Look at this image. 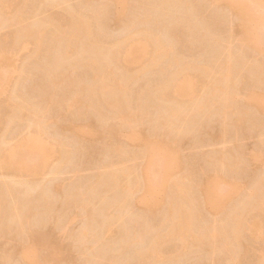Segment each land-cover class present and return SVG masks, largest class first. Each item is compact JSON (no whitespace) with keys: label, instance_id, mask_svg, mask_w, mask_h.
<instances>
[{"label":"rangeland","instance_id":"rangeland-1","mask_svg":"<svg viewBox=\"0 0 264 264\" xmlns=\"http://www.w3.org/2000/svg\"><path fill=\"white\" fill-rule=\"evenodd\" d=\"M26 1L25 2L23 1L24 3H26V4H24L22 2V0H16V1H14L15 5L13 4L11 9H8L5 7L3 8V10H5L7 12V13H5V16L8 19V22L6 24H4L2 27H0V36L3 37L4 39L6 38L5 40H3L1 42V45H0L2 48L1 55H0V102H5V101L9 100L13 91H19L18 92V93H20L19 96H17L16 99L14 98L15 100L18 101V102L16 101V103H21L22 101L26 100V101L34 103V104L37 102L36 104H38V102L43 99V96L46 95V94H44V92L45 91L47 92L50 90V87L49 86H48L49 88L47 87V85H49V82H50V80L48 78L49 77V71H46V70L48 69L47 67H49L47 63H49L48 61L50 60L48 58L49 57L48 52L50 54L52 53L51 50L48 51V49H49L50 43L52 44L51 41L53 38L51 39V37H54L53 36L54 26L48 25L46 27V33L44 36H37V35H35V36H32V35L23 36L19 32H20V29L24 26H27V25L32 26L33 24L36 25V23L38 24L39 22H41L43 20H48V19L54 17L55 20L56 19L58 20V21L57 20L56 21H57V23L59 22V25H61L63 28L67 29V28H69V26L71 24L69 22V20L71 18L70 12L71 13L73 12L75 14H81V15L83 14V15H86L87 17H92V16H94V12H98V11H96V9L99 8L100 9V10L98 9L100 12L99 18H101V19H98L97 23L95 21L96 26L94 24L95 29L94 28L93 29H94V31L97 29V32H96L97 35L100 33L99 36L97 37V38H99V39H97V41L99 42V40H101L100 41V42H102L101 44H103L105 42L103 44V46L106 43H107V45H105V46H109L110 44H113L116 41H118V39H121L122 37H124L125 36L124 34H127V32H125V31H128V30H126L125 28L128 27L130 23L127 25V23H128L127 22L126 26H125V24H124L125 19L128 20L129 22H131V20L134 19L135 22H132V24L135 23V24H133L134 26H136L137 24L139 25V22H141V23L146 22L145 24H143V26L144 25L147 27L149 26V28L151 30L152 29L154 30V33L155 32L157 33L156 38L157 37H159L161 39L163 38V41H164V39H167V37L172 40V37L174 36V40L172 43H171L170 39L168 41L165 40L166 43L173 44L174 48H173V52L168 55L169 57L166 56L163 59V60L166 59V61L164 63H163V60H162V62L158 63L160 65L159 69L157 68L159 65H155L157 63H154V61H152L150 59L151 56L149 54H147L146 56L147 57L149 56V62H151V64H149L147 66V69L143 71V69H144L143 65L145 66L149 63V62L147 63L148 58L147 57L143 58L141 54L136 53V52H134L133 54L130 55L131 57H129V61H128L129 63L128 62L126 63V64H129V66L124 65L123 68H125V66H128L125 68V70H122V71H124V73H122V71H120V69L122 67L121 68L115 67V66H118V65H116L117 64L116 62H114L116 64L113 65L112 64L113 62H112V63H110V65L117 68L118 74L116 73V71H113L114 73H112V72L109 73V71H112L114 67H111L112 70H110L109 69L110 67L108 68L109 64L108 65L106 64L107 68L109 69V70H107V68H106V71H108V73H109L107 75V78L110 77L111 74L115 75V73L117 76L120 73L122 75L126 74V73H127V75L128 74L129 75L130 74L135 75L134 78L131 76L132 79L128 83H125V84H127V87H128V84L130 83L129 84V90L126 89L124 91V89H123V91H124L125 95H127V94L129 95L128 98L131 97L130 101L132 99H134L131 101V103H132L131 105L134 104V106H135V107L133 106L132 108L137 110L135 113L134 110L132 109L134 112L133 113L134 115H136L137 113L140 114L142 112L141 110H144L142 112L144 114V116L141 115L142 117L139 118L138 116H140V115H138V116L136 115L137 119L135 121L133 119L130 122L131 126H134L136 129L138 127V129H137L138 131L135 130L134 133L141 135V137L138 138L135 135V136H132V137H134V138H132L129 135V133H131L129 131L130 129L128 130L129 126H127L128 128L126 127L127 128L126 129L125 128L126 125H125L121 130V138L118 140V141H121V140L123 141V142L122 141L120 142L122 144V148H123V149L122 148L121 149L123 151L127 152L125 154H128V152H129L128 156L129 155L131 156V154L135 153V154H133L134 155L133 158H127V156L120 153V155L122 154L125 158L128 159L126 161V159L124 157H122L126 161L125 162L122 159L123 163L125 162L124 164L120 163L121 161L118 163V160H121V157L118 156L119 154L116 155V153H114L112 151L111 146H113L115 141L113 140V138L109 137V134H107L105 131L104 127H107V126H105L107 123L103 122L102 119L99 118L100 116L98 117V115L95 111L94 112L96 113L97 116L94 115L93 109H90L92 111H90V110L87 111V113H89V114L84 115L85 118H87L86 120L83 116L81 117V115L80 116H78L79 114L77 115L78 111H76V110H79L77 105H75L77 108L75 106L71 108L70 112H72V110H73V112L75 111V113L72 112L73 114L69 112V113H67V115L64 114V116H62L63 115L62 112H61L62 113L61 115L59 114L60 111L57 113V111H58V109L56 110L57 107H55L56 111L52 110V108L54 107V105H53L52 108L50 107L51 110L48 109L49 110L48 112L46 110V113L44 110L43 112H40L41 114H39L37 116H35V114H29L27 116L22 114V115H20V117L13 119L9 123H6L4 121L5 120L4 114H0V139L1 140L3 139L5 141V147L7 149H9L8 155L10 157H12V164L11 165L10 164L6 165V166L4 165L3 166L4 168L0 166L1 167L0 168V192L2 191L1 187L3 186L4 183H8V182L10 183L11 182L12 185H14V186L17 185L18 191H20V189L22 191H24V190L28 191L26 193L31 195L30 196V197H32L31 199H34V197H37L36 200L35 199L32 201L29 200L28 199V198H30V197H28L29 195H25V196L23 195V194H25V191L22 194H21V192H22L21 191L19 193V195H17L18 198H19L20 194L23 195V199H24L23 201H22V198H19V199H21L22 202L18 199V201H20V202H18L19 205H22L21 208L23 207L22 203H24V206L26 209H24V207H23V210H25L26 212L28 211V213H29L34 208L32 211L34 214L32 213L33 214L32 215L31 213H29V214H31V216L28 215L29 220L26 218H25L26 220H24V222L30 223V224H27V228H30L29 225H31V227H32V228H30V230L31 229L34 230L35 228H39L38 230L40 231V230H42V228H44V225L46 226L45 229L47 228L49 230L51 228L50 230H52V228H53V231H51V234H52V232H53V234L51 236L53 238H57L56 240H58L57 242H59V243H57L58 244L57 249L54 248L53 251L50 252L51 254H53L56 250V253H54V258H51L53 260L52 261L49 260L45 264H94V263L95 264H117V263L121 264V261H122V264H124V263L130 264V262H133L131 264H137L136 262L138 261V258H139L138 256H139L140 249L146 248V247H144L145 245H147V247H148V244L150 243V241L151 240L153 241L154 237L156 236V230L158 231L160 228V230L157 233H160V231H161V234H162L163 231L161 229L163 228V230H164L165 227L168 228L167 226H165V227L159 226V225H164V223H162V222L163 221L165 222V220H167L166 219L167 216H169V215L171 216V214H169L170 210H168V207L170 205V202H169L170 199L169 200L167 199V196H169L167 194H170V192L171 193L173 192V189L171 190V187L173 186V184H175L173 182L176 181L177 179H179L178 180L179 182H182L181 179H184V177L188 180L191 179V181L189 180V182H187V180L185 179L186 181L184 180L182 183H180L181 186H179V184H178L177 188H176V186L175 187L173 186V187L175 188L174 190H176V189L178 190L179 188L181 190L182 188L183 189L185 188V191L181 190L182 193L180 192V190H178L181 193L179 196L180 199L187 196L189 198V200L192 199L194 201V203H193V201L190 200L194 204V206H193L194 207L193 208L194 213H196L198 215V217L196 215V218H194L195 221L193 220V223H192V225L196 231V234L198 235V232L200 233L201 227L203 228V230L201 231L200 234H203L202 232L206 231V229L209 228L208 226H211L212 224L215 225L214 227H215V229L217 228L218 231L219 230L221 231L223 228H225V230L228 229L230 231V229H232V226H230V228L228 226L229 225L234 226V223H235L234 222L235 219L234 220L231 219L234 216V212L238 211L235 214V215H237V214H240V211L246 210L248 208L252 212L253 210H251L250 208L253 205L252 208L256 207L254 209L255 211L253 213L249 212V210H246L249 222L246 219L247 222L245 224H247V226H245L243 224L245 227L244 226H242V227L246 228V230L243 231V228H242V232H244V234L242 236L244 239L241 237L242 241L245 240V241H243V244L244 245L247 244V246L245 245V247H247L248 249L250 248V249L249 250L247 249L248 252L246 253V255L247 254L248 255L247 256L244 255L246 257L245 258L243 257L244 259L243 260L241 259L242 260L241 262L239 260V263H237V264H258L261 259H264L263 258L264 257V223H263L264 222L263 221L264 216H262V215H264L263 214L264 209L263 210L261 209L264 207L263 206L264 205V203H263L264 202V185H263V182H264L263 181L264 180V178H263V176H264V128H263V126H264V111H263L264 110V86H262L264 84V80L262 81V78L264 77L263 76L264 73H262V70H259V69L264 67V21H262L263 18L260 15L261 12H264V0H262V2L260 0V3L258 2L259 5L257 3L258 6L255 4V6H253V7H252L253 4H251L249 6L250 0L249 1L245 0L244 2L241 3L243 8L245 5V9H246V6H249V7H247V9L252 7L255 11V16H256V13L259 14V15L257 14V17H256L257 21L255 22L253 29H252L253 33L251 32L252 33L251 35L253 37H255V36H257V37L253 38L251 35H249V38H248V39H250V37H252L253 41H254V39H255V41H257L256 40L257 38L259 39V41H258L259 43H258L257 47L260 50L256 49L258 51H256L255 48H253L251 46V44H249L250 42L253 43L252 40L251 41L248 40L249 42L248 41L247 42H241L242 41L241 39H240L241 41H238L239 39L233 37L230 40L228 39V41H227V38H229V36L227 37L226 35H230L231 31H229V30H231L232 26L235 27V23L237 22L238 17H239V14H238L239 9L236 8L237 6H235L237 4H235L234 6L232 4V2L235 0H215L214 2H213V0H177V2H175V0H172L174 2L175 6H173L174 4H171L172 7L169 5L168 7H166L167 9L165 7H163V5H161L162 4V3H160L161 0L160 1L159 0H128V2H127L128 4L126 3L125 5H126V8H127V5H129V7H128V9L124 8V9H126V11L123 9V6H124L123 4H121L122 6L120 4L117 5V8H120V10L123 9L122 11H125L126 12L125 14L132 18V19L131 18L129 19V17L127 18V16L122 12L125 16L123 18V14L121 13L122 17H120V18H122V20H124V21H120L118 19H115V16H113L114 15L113 11L116 9V8H114V7H116V4L113 0H112L113 2H111L110 0H55V1H57V3L53 4V5H50V3L49 4L47 3V2L52 1V0H49V1L48 0H28L27 2ZM241 1H243V0H240V2ZM247 1H248V3H247ZM3 2H4V0H0V7L3 6ZM145 2H147L148 5H146ZM149 2L152 5L151 4L149 5ZM158 2L160 5L158 4ZM104 4H106L107 7L104 6ZM111 4H112V6H111ZM143 4L145 6H143ZM176 4H177V6H176ZM160 6H161V9H159ZM242 6L239 5V8ZM163 8H165V9H163ZM168 9H170V10H168ZM257 9L260 11V13L258 12ZM164 10H165V12H164ZM103 11H105L106 13ZM166 11H168V12L166 13ZM171 13H173L174 15L172 14L170 16ZM192 13H194V14H192ZM106 14H107V16H105ZM179 14H181L182 17L178 16ZM186 14H187V16L192 14V15H190L191 17H189L190 18V21H189L190 24L186 23L188 25V28H186V31L189 32V30L191 29L190 32L193 31L195 33L191 32L190 34L193 33L196 35L189 36V37H187L188 39H186V37L183 36V34L185 32L184 27H187L184 23H183V26L181 25V28L183 27L181 30H180V28H178V27H180L178 25L176 27V28H178V30L176 28L174 29L175 31L172 29L174 32L171 30L170 31L171 35H170L168 29L172 28L171 27L172 25L175 27L172 20H174L175 18H178V17L183 18V16ZM237 14H238V16H237ZM144 15H145V17H144ZM193 15H194V17H193ZM263 15H264V13L262 14V16ZM173 16H175L174 19L172 18ZM170 17H171V20H170ZM258 17L260 19L262 18L261 19L262 22L259 23ZM143 18H146V19H143ZM191 18H192V20H191ZM145 20H147V21H145ZM198 21H201V22L207 21L208 24H207V22L201 24ZM239 21H240V19L238 20V22ZM195 23H196V26L194 27L193 25ZM210 23H211V25H210ZM181 24H182V22H181ZM100 25H101V27H100ZM169 25H171V26H169ZM208 25H209V28H208ZM236 25H237V23H236ZM145 26H144V28H146ZM161 26H163V27H161ZM168 26L170 28H168ZM191 26H193V27H191ZM136 27L140 28V27H142V24H140L139 27L138 26H136ZM165 27H166V30H164ZM198 27H200V30L197 29ZM193 28H195L196 30L195 29L193 30ZM197 30L200 32H198ZM172 32L173 33L176 32V34L178 36L180 35L182 38L184 37L186 40L185 39L183 41L181 40L183 43H181L180 41L178 43V36H176V34H173ZM228 32H230V33H228ZM96 33H95V35H96ZM197 33H199V35H197ZM204 33H205V35H206L205 37L207 39V40L205 39L206 41L204 40L205 42L202 41L205 38V37H203ZM18 34L21 37H19ZM167 34L170 36H167ZM213 35H216V36H213ZM194 36H196L197 38ZM221 36L223 39L221 38ZM40 37L43 38L42 39V43H43L42 45L43 46H41V47H39L37 44ZM100 37H102V39ZM207 37H209L210 39L212 37L213 39H211V41L212 40L215 41L214 38L216 39L215 43L212 41V45H214V44L217 45L216 46L217 50L212 48V51H213V49L215 50V51H213L214 53L212 51H210L211 46H212L211 43L208 42L209 44H206L207 41H210V39H208ZM77 38L79 41H75V42H77L76 45L82 46L80 43L81 42L84 43L85 40L82 41L83 40V39H81L82 37H77ZM217 38H218V40H217ZM224 38H225V40H224ZM223 40L225 41L224 44L226 42L228 43L226 46V50L224 53H221V51H219V53H218V50L221 49V48L219 49L218 47L219 46L222 47V45L218 46V44L223 43V42H221ZM255 41H254V43H255ZM240 42H241V44L243 43L244 45L243 44L240 45ZM99 43H97V45ZM108 43H110V44H108ZM246 44L249 46H246ZM85 45H89V44L85 43ZM207 45L209 46V51L207 49L208 48ZM99 46H102V45H99ZM86 47H88V46H86ZM46 48H48V49L46 50ZM100 48H102V47H100ZM151 48H152V46L150 47L149 51H151ZM227 48L228 49L230 48V49L227 50ZM230 50H231V52H230ZM226 51H228V52L226 53ZM229 53H231V54H229ZM138 54L141 56H138ZM215 55H217L218 57ZM143 56L145 57V55H143ZM176 56H178V59H181L182 63L184 61V63H186V65H192L193 62H194L193 65L195 64V66L196 65L200 66V64H201V66L205 65V66L209 67V65H207L206 63H208V64L210 63V67H211V65H213L209 69V70H211V72L213 70V72L210 73V71H209L208 75H210V77L208 75H207L208 78L205 77V78H207L206 81L204 80L205 84H203L204 83L203 81H202L203 82L202 84L199 83L200 82L199 77L196 75V73L194 74V72L190 71L191 72V76H190L189 75L190 73L187 70L188 73L183 74V72H182V76L180 75L182 77V78L180 77L181 79H183L184 76L187 79L190 77L194 78L193 74L195 75L194 79H196V81H197V82L195 81V85L197 83V85H196L197 87L195 86L196 87L195 88L196 94L195 93L194 94L195 95L198 94L199 97H203V95H204L203 89L206 86L207 87H209L208 85L213 86L214 82H212V81L214 78L216 80L217 79L219 80L220 74L218 75V73H220L221 69H223L221 74H223V73L225 74V73H227V71L230 72L231 73V74H229L230 76H228V74L226 75L228 77L226 81H228V83L230 82L229 84H227L226 93L228 95V94H231V93H229V91L230 92L232 91L233 94H235V93L236 94H235L234 99H233V96L231 97V95H228L232 98L231 102H233V100H234L235 104L233 102V103H231L233 105H231V104L228 105L231 107H228V106L227 107H228V110L229 109L231 110V112H233L234 109H235L234 112H236V109H237V111L240 110V111L236 112V113H238L239 116H237L236 113L234 115V112L229 115V113H230V110H229V113L225 114L227 120L226 119L223 120L225 115L221 111H223V109L225 108V106H224L225 103H222L219 100V102H220V103L218 102L219 106H221L222 108L224 107V108L221 109L217 103V105H215V107H214V104L211 105V107H213V108H211L210 111H212V113H215L218 111V113H220V114H218V113H215V114H216V116L217 115H220V116H217V117L215 115L213 116L212 113L209 112L210 114H206V113H203V115L200 114L201 118L203 117L202 119H200V117L197 116L196 117L197 119L194 121V123H192L191 121L189 122V120H191L190 118H189V120H186L187 122L184 120V122L187 124H188V122L191 123V124H189L190 130L192 128L197 129V127L198 128L200 127L201 129H197L198 131H195L196 129L195 130L193 129L192 130L193 132H190L188 127H187V129L190 133L189 132L186 133L187 132L186 130H185L186 132L182 130L183 132H185L184 133L185 136H184V134H181V135H183V136H181L179 134L181 132H179V131H178L179 133L176 132L177 130H179V126H180V131L183 128L186 129V127L181 128L183 126L182 124H184V122H182V118L188 119V118H185V114H183V113H185V110L182 109L183 111H182V114L180 115L181 118L178 117L180 119L178 121L179 122L181 121L182 123L180 122V124H178V127H177V125H176V127L174 125L175 129L177 128L176 130L168 124L167 127L170 126V128H171L170 130H172V128H173V130H175V131L172 130L171 132H169L170 131L169 130L168 131L169 134L166 135L167 132H165V134H163L164 133L163 131L166 128L164 129L162 127V124L164 122L162 121V124H161L159 121L164 120V119L161 118V120H160L159 116H158V115H160L159 111L161 108L159 109V106H158L159 104H155V103L153 104L152 102L150 103V101L148 102V104H146L145 101L149 100L150 96H149V98H147L148 92H145V91H149L150 88L152 89V85L153 84L156 85V81L159 82L162 78L164 79V77H162V74L166 75L168 72L167 75H169L170 67L172 68V66H174V65L177 67L180 66L179 64H173L172 65V63H176V61H177V60L176 61L174 60V59H177ZM230 56H232L233 58H231ZM219 57H221V58H219ZM50 58H51V55H50ZM86 59H88V58H86ZM86 59L81 60V63L84 62V63H82V65H80V62H79V64H78L79 66L73 65L74 66L73 69L70 70V71H72V72H70V74H72L71 76L73 78V81L75 80V82H73V84L71 86L70 85L64 86L66 84L64 82V80H61V81L64 82L65 84L58 82V83H61V86H60V84L58 85V83H57L56 91L54 89L53 93H56L54 95H56V98L58 100L61 101L60 97H62L64 100H66V99L68 100V98L71 96V91L75 92V90L76 91L79 90V92L80 91L82 92V85H83V87L88 86V88H89V86H91L93 84L94 81L92 80V78H93L94 74H92V73L94 72V70H93L94 68L92 69L90 66H88L89 63H88V60H86ZM170 59H173L175 62H172L170 64V62L172 61ZM214 59H216V60L218 59L217 62L215 61L214 63H211L214 61ZM247 59L248 60L250 59L249 63H251V64L247 63V61H248ZM46 60H47V63H46ZM105 60H104V62H105ZM109 61H110V59H109ZM111 61H112V59H111ZM251 61H253V62H251ZM106 62L108 63V59L106 60ZM160 63H163L165 67H163V66L161 67ZM168 63L171 66L166 67V64L169 65ZM178 63H180V60ZM182 63H180V64H182ZM184 63L182 65H185ZM197 63H199V64H197ZM244 63L245 64L247 63L249 67L246 66ZM252 64H254V65H252ZM103 65H105V63H103ZM152 65H155V66H153L154 68L156 66L157 67L154 69V68L150 67ZM245 66H246L247 71H245L246 70ZM140 67H142V70H141V72H138V70H140L139 69ZM148 67H149V69H151V68L152 69L148 71ZM177 67H176V69H177ZM225 67L227 69H229L226 72H225V69H226ZM145 68H146V66H145ZM164 68H166L168 70L165 71ZM230 68H233V70H230ZM249 69H250V72L248 71ZM253 69H255V71ZM256 69L260 71V72L258 71L259 72L258 74L255 73L257 71ZM173 70L174 69L171 70V73ZM251 70H252V72L254 71V73H252ZM145 71H147V72H145ZM161 71H163L162 74H161ZM45 72H47L48 75ZM137 72H138V74L139 73L142 74L144 72L145 73L142 75L139 74V75H141V76H139L136 74ZM260 73H262V75ZM121 74H120V76H121ZM238 74L240 77L242 76L241 77V79L243 78L242 80L240 79ZM246 74H248V76L252 77V78L251 79L246 78V76H247ZM254 74L257 75V78ZM160 75H161V77H160ZM137 76H139V77H137ZM166 76H165V78H166ZM226 76H225V78H226ZM260 76H261V78H260ZM159 77L161 79H159ZM216 77H218V78H216ZM229 77H231L230 78L231 81L229 80ZM235 77H237V78H235ZM244 77H245V79H244ZM112 78H113V76H112ZM117 78H119V77H117ZM258 78H260V79L258 80ZM114 79H116V78L114 77ZM185 79H183V81ZM76 80H77V82H76ZM110 80H112V79H110ZM234 80H235V83H234ZM237 80L239 82H237ZM251 80H252V82H251ZM78 81H80V82L78 83ZM211 82H212V84H211ZM256 82H258V84ZM260 82H261V84H259ZM217 83L218 82H216L215 84H217ZM77 85L79 86V89H76V87L78 88ZM155 85H153L154 88H155ZM229 85H231L233 87L236 86V87L233 88ZM92 86H94V85H92ZM228 86L231 87L230 88L231 90L228 89ZM73 87H74V89H73ZM147 88H149V89H147ZM232 88H233V90H232ZM145 89H147V90H145ZM211 89H212V87L208 88L209 91ZM253 89H254V91H253ZM227 90H229V91L227 92ZM234 90H235V92H234ZM127 91H130V92L127 93ZM141 91H142V93H141ZM248 91L249 92L252 91V93L250 94ZM143 92L146 94V96L145 95L144 96H145V98H147V100L142 98V97H144L142 95ZM205 92H206L205 94L207 95L208 94L207 90ZM139 93H141V94L139 95ZM247 93L249 94V96ZM253 94H254V96H252ZM83 95H85V93ZM141 95H142V97H140ZM192 97H194V96L190 95L189 97H187L188 99L187 98L183 99L184 103H185V101H188L186 103L187 104L186 106L183 104L184 107H187L190 105L193 106L192 103L194 101L192 103H189V102H191L190 100H194V98H192ZM207 97H209V96L207 95ZM204 98H205V96H204ZM251 98L252 99L254 98V102H255L254 105H257L256 107H254V105L251 103V102H253V100ZM63 99H62V102H63ZM139 99H141V100H139ZM143 99L145 101H143ZM248 99H251L252 101L248 100ZM137 100L139 101V104H137L138 103ZM246 101H248V103L250 105L252 104V106H248V103ZM142 102H144V103H142ZM149 103H150L151 107L149 106ZM39 104H40V102H39ZM142 104L148 105V106H146L147 109L145 108V105L143 106ZM151 104H153V105H151ZM222 104H224V105H222ZM137 105H138V107H137ZM155 105H156V107H155ZM235 105H237V108ZM191 106L188 108L192 110ZM216 106H218V108H220V109L217 110L218 108ZM141 107H142V109L140 110ZM260 107H261V109H260ZM181 108H183V107H181ZM9 109L11 110L12 108L9 106ZM189 109L186 111L187 112L186 117L190 116V115L188 116ZM213 109L215 111H213ZM148 110H149V112H148ZM154 110L156 112L157 111L158 112L154 113ZM247 111H250V113L248 114ZM43 113H45V114H43ZM150 113H151V115H150ZM42 114L44 115V116H42L43 119L40 116ZM48 114H49V116L46 117ZM52 114H54L55 117L52 116ZM204 114H206L205 117H204ZM207 115H209V116L211 115V116L206 118ZM222 115H224V117ZM227 115H228V117H227ZM231 115L237 116V118L236 117L234 118L236 120L232 119ZM44 117H46V118L50 117L53 119H50V118L46 119ZM77 117H79V118H77ZM219 117H221V118H219ZM82 118H84V120ZM217 118H219V119H217ZM240 118L242 119V121H240V123L242 122L241 123L242 125L241 124L239 125V121L237 120V119L240 120ZM78 119H80V120H78ZM112 119L113 118L108 120L109 124H114V122H115L114 120H116L115 123H117V119H113V120ZM199 119L201 120V122ZM157 120H159V121H157ZM72 121L77 122V123L78 122L81 123V121L83 123V121H85L86 124L90 123V125L92 127H94V125H96V124L97 125L100 124L101 128L99 129V126L96 125L98 127L97 128L98 132H99L98 134L95 132V130H94V132L92 131V133H90V131H88V133L83 136V138L85 139V140L83 139L85 141L84 142L80 138L78 139V137L74 136V133L71 130H67V128H65L66 124H69ZM99 121H100V123H99ZM172 121H174V123L176 124L175 121H177V119H175V120L173 119ZM224 121H226V122H224ZM120 122L121 123H119V121H118L119 124H123L122 123L123 120L122 121L120 120ZM158 123H160V124L158 125ZM234 123H237V124H235L236 127L233 126ZM102 124H103L104 129L102 128ZM187 124H185V125L187 126ZM192 124H194L195 126H196V124L197 125L199 124V126L194 127V125H192ZM201 124L204 126H201ZM37 125H39L40 128L36 127ZM128 125H130V124L128 123ZM164 125H166V124L164 123ZM237 125H239V126H237ZM62 126L64 127V129ZM205 126H207V127H205ZM256 126L259 128H257ZM160 127H162V129H164V130H162ZM237 127H238V130H237ZM202 128L205 129V130L203 129L204 130L203 132H201ZM234 128H235V131H234ZM253 129L254 130L256 129V131L254 132ZM102 130H104V131H102ZM199 130H201V131H199ZM93 133H96V135H94ZM133 134L131 133V135H133ZM139 135H137V136H139ZM164 135L168 136V138H171V139L167 140V138L164 137L166 139V142L169 141V143H164V141H165V140L163 141ZM146 136L151 137L150 143H152V146L150 144L149 145L145 144L146 142H144L143 139ZM30 137H35L38 140L40 139L39 140L40 144H43L45 142V143L49 144L51 147H55V152H53L52 154L46 155V157L43 156L45 158V160H44V158H42L44 163H43L42 167L39 168V170L37 172L22 171L20 169H17L19 165L17 163H14V161H16L18 159L16 156L18 155L17 151L19 149L18 148L19 145L26 138H30ZM135 137L140 139V140L135 139ZM74 138L79 140V141L76 140L78 143L75 142ZM146 138H148V137H146ZM161 139L163 142L161 141ZM141 140L143 142H140ZM171 140H173L174 145H173V142ZM57 141H61L62 143H65V142L67 143V144L66 143L65 144L67 145V148L70 147L69 149H71V150H70L69 154H70V156H72V158H70V156L68 155L69 158L66 156V158L63 159L65 156L63 157L61 154H59L60 151L58 152L59 146H57ZM109 141H111V142H109ZM81 142L83 144L80 146ZM107 142H109V144ZM170 142H171V144H170ZM140 143L142 144V147H141ZM77 144L79 145V147L77 146ZM166 144L171 145V146L173 145L172 146L173 148L172 149H171V147L166 148V146H167ZM74 145H76V146L74 147ZM108 145L110 146V148ZM143 145H144V147L146 146V148L151 146L150 149L152 148V150H154V152L152 153V150L150 151V149L147 148V154L143 153V152H146L144 150ZM83 146H84V148H81ZM76 148L77 149L79 148L80 151H82L84 149V151L76 152L77 151ZM142 148H143V151H142ZM108 149H109V151H108ZM166 149L167 150L169 149V151H167ZM173 149H174V151L176 149V151H177V153L175 152L176 155H174ZM106 150L108 151V153L106 152ZM238 150H239V154H238ZM71 151L72 152L75 151L74 152L75 154H73ZM170 151H172L171 152L172 154L169 153ZM25 152H26L25 153V156H26L27 152H29V151L26 150ZM227 152H229L228 154H230V155H228ZM235 152L237 153V155L235 154ZM242 152H243V154H241ZM71 153H72V155H71ZM79 153H80V155L83 154L82 157L79 155ZM111 153H113L114 155H112ZM136 153H139V154H136ZM149 153H151V154H149ZM223 153H225V154H223ZM177 154H179L180 159L182 160L181 162H179L180 159L178 158ZM204 154H205V156H204ZM218 154H221V155L219 156ZM59 155L62 157L60 158ZM222 155H223V157H226V158H224V161L220 158V157H222ZM238 155H240V157H242V155H243L242 160H240L241 158ZM27 156L29 157V155H27ZM116 156H118V157H116ZM173 156H177V157H174V158H176L177 161L176 160L172 161ZM196 156H199V157H196ZM228 156H230V158ZM231 156H234V158L236 156L237 157L234 159ZM244 156L246 158L245 163L243 161ZM18 157L20 158L19 155H18ZM41 157L39 159H41ZM201 157L203 159H201ZM231 158H233L234 161L235 160L237 161L240 158L239 160L243 161L242 162L243 165L241 164L240 167H237V168H239L238 170H237V168H235V166H234V168L231 167V169L229 168L228 165L223 167V165L225 163L227 164V161H229V160H230L229 164L231 166ZM39 159H38V161H39ZM42 159L40 160V162L42 161ZM146 163H149V166H148V164L146 166L145 165ZM121 164L123 165V167ZM38 165H39V163H38ZM109 165H111V167H109ZM125 166H126V168H129V169H126L125 171L129 170L127 172L128 173L131 172L133 174L132 176H134V177L131 176L130 180L132 178H134V179H132V181H134L135 177H136V179L141 178V179H139L140 180L139 182H141L142 184L144 183V186H147L149 184V181L151 182V180H152V183H151L152 185L149 184V186H150L149 188H148V186L144 187L146 189H149V191H147L145 189L142 190L140 187H139L140 188L139 190H141V191H139V192H137V190L134 189L135 196L134 195L132 197L129 196V198H128L129 204H127V202H126V204L130 208L125 204L127 211L125 209V206H124V208L119 207L120 202L118 203L117 201L120 200L121 195L118 196L116 194V193H119L118 191L115 192L113 190L115 192L114 193L111 190L108 191L106 188L105 189L108 192L105 193L104 191H102V190H104V182H106V180L104 181V179H106V175H104V176H102V175L108 171L107 170L108 167H109L110 171L111 170L112 171L107 173V176L115 173V171L113 172V170H116V169L120 170V167L125 169L124 168ZM142 166L143 167L145 166V168H144L145 171L149 170V174H147V175H150L147 178V179H149L148 181L146 180L145 172H142L143 171ZM9 168H10V170H9ZM134 168H136V169H134ZM186 168H187V170H186ZM191 168H193L192 170H194V172H192L190 170ZM130 169H131V171H130ZM146 169H148V170H146ZM233 170H235V171H233ZM138 172H139V175H138ZM185 172H190L189 174L187 173V176L191 174L190 175L191 177L190 178H189V176L187 177ZM137 175H138V177H137ZM182 175H185V176L183 178H181ZM100 176L105 177V178L101 179V180H103V183H101V180L99 178ZM197 178L201 179V182L202 181L204 182L206 180V178L207 179L209 178L210 181L206 180L207 182H205V184H207L209 181L210 185H208V187L214 186L215 188H217L215 190L217 193L216 195L218 197V199H217L218 205H216L217 207L214 204L215 207L213 206V208H209L212 205H206L205 204L206 202L203 205L202 202H204L205 199H203L204 197H202V200H201V197H199L200 195H203V194L199 195L198 192H193V188H194V191H200V190H197V188H195V184L198 181H199V183H197V184L201 183L200 180ZM202 178H203V180H202ZM261 178H263V179H261ZM196 179L198 180L197 182H196ZM169 180L173 181V182H170V184L173 183L171 186L168 185ZM228 180L236 181L238 184L237 187H235L236 182L235 183L232 182L234 184V187L230 186L228 183H231V181L227 182ZM164 181L165 182L168 181V182L165 183ZM134 182H135V184L132 185ZM134 182L133 183L131 182L132 184L131 183L130 184H131V186L136 188L135 185L138 181L135 180ZM184 182H187L188 186H189V184L191 185L192 191L189 188L188 189L189 192L191 191V192H193V194L197 193L198 195H196V194L193 195L194 196V198H193V196H191L192 193H191V195H190V193H188L187 195L183 194L187 191L186 190L187 186H185V185H184L185 187L182 186ZM259 182H262V184H259ZM141 183H139V184L141 185ZM163 183H165V186L168 185L167 187L170 186L169 187L170 190H167L168 188H165V186L163 188V186H162ZM92 185L93 186L95 185V187H97V190L94 187V190H96L95 192L100 190V193L103 197L100 195V193L95 194L94 191L93 192L90 191L93 187ZM259 185H261V186H259ZM99 186H101L102 188ZM152 186L154 187V189L151 188ZM19 187H20V189H19ZM196 187H198V185ZM211 187H209V188H211ZM199 188H200V186L198 187V189ZM150 189H152V190H150ZM164 189L167 191H165ZM15 190H17V189H15ZM69 191L71 194L75 193V195L77 193H79L78 196L76 195V197H75V195H73L76 198V203L75 202L74 203L78 207L74 206V203H71V204H73V206L70 204H66L68 201L67 199H69L68 197L70 194L69 193L67 195L66 193H68ZM168 191H170V192L168 193ZM252 191H254L255 193L253 194ZM89 192H91V194L94 195V196L93 195L92 196L95 198H93ZM201 193H203V192H201ZM87 194H89V197H92L93 199L92 198H90L91 200L88 199L89 197ZM115 194L117 195L118 200L116 199L117 197ZM83 195H86V196H84V198H83ZM97 195H100V198H98ZM188 195H190V196H188ZM203 196H205V194ZM25 197H28L26 199L27 203H25L26 202ZM65 197H67V198H65ZM78 197H80V199ZM81 197L83 198L82 200H84L85 202L90 201V204L88 202H86V203H88L86 205V204H84L85 203L84 201L81 202L82 201ZM7 198H8V196H7ZM77 198L79 200H81L80 202L82 203V206H80V204H79L80 202L78 203L79 200ZM132 198H133V200H132ZM247 198H249V202H247L248 201ZM9 200H6V201H9ZM44 200L47 202H44ZM165 200H168L169 203L167 201L165 203ZM200 200H201V202H200ZM73 201H75V199ZM181 201H183V200L181 199ZM49 202L51 203L50 207L56 206L55 208L54 207L51 208L52 212L49 211L50 207L48 208V206H47L48 204H46ZM245 202L248 203V205ZM244 203L246 205H244ZM249 203H251V205ZM252 203H254V204H252ZM6 204L7 205H5V208L8 209V207H10V204H9V202L8 203L6 202ZM83 204L86 206H89V209L86 208V206H84ZM117 204H119V205L117 206ZM205 205L207 207H205ZM242 205L246 206V209L243 208ZM249 205L251 207L247 208V206H249ZM254 205H255V207H254ZM2 206L4 207V205H2ZM66 206H68V207L72 206V207L68 208ZM149 207H151V209H149ZM239 207L243 208V209H241L239 211L238 210V209H240ZM5 208H4V211L2 210V212L4 214H7L8 210L6 209V211H5ZM121 208L125 209L124 212H122L125 214L124 217L121 216V215H123L122 213L120 214V211L123 210V209L121 210ZM234 208H236V209L234 210ZM28 209H30V210H28ZM52 209H54V210H52ZM258 209H261L258 211L259 213H257V211H256ZM34 210L36 212H34ZM55 210H56V212H55ZM195 210H196V212H195ZM231 210H233V211H231ZM39 211L46 212L45 215L47 214L46 215L47 217L50 216L49 219L44 214H41ZM260 211H263V212L261 213ZM5 212H7V213H5ZM24 212H22V213H24ZM26 212H25V214H26ZM37 212H38V215H36ZM53 212L55 214H53ZM231 212H233L232 217L230 216ZM248 212L250 215L248 214ZM259 215H261V216H259ZM227 216H228V218H227ZM257 216L260 217V221H258L259 219H256ZM29 217H31V219L32 218L33 219L31 220ZM119 217H123V219H125L124 222H123L122 218H120L121 222H119L118 221ZM169 217H167V218L169 219ZM261 217H263V218L261 219ZM234 218H235V216H234ZM109 219L115 220V223L112 221V223H114V225L112 223H110L111 220H110V222L106 221ZM226 219L227 220L229 219L231 221V224H230V221L228 220L229 221V225H228V223H226ZM105 221H106V223L109 222V224H112L113 229H115V230H111V234L107 233L108 237L106 236V232L105 233L102 232L103 231L102 228H104V226L108 224V223L107 224L105 223V225H104L103 223ZM48 223H49V225H48ZM135 223H137L138 225L136 226ZM215 223H217V224L221 223V224L217 225ZM134 224H135V226H134ZM101 225H102V227H101ZM213 225L211 226L212 228H210V229H213ZM125 226H127V227H125ZM218 226H221V228ZM18 227H19V225H17L15 227L17 229H14V230L18 231V229H19V232H18L19 234L17 233V235H15L16 232L14 230H12L15 234L13 232H12V234H8L9 237H10V235H12L11 236L12 238L11 237L8 238L6 235L7 233H10V232H7L4 235L5 237L2 236L0 238V264H29V262L27 263V261L24 260L25 258H23V256H21L23 254L21 252V249H19V248H21L20 244L22 245L24 243V241L26 240L25 236H27V235H25V233H27V231H29V229L26 228L27 231L24 232V234H22L21 232H23V231L20 229L21 226H20V228H18ZM122 227H124V228H122ZM130 227H132V228H130ZM135 227H137L138 229ZM12 228H14V226ZM24 228H25V226H24ZM99 228L101 229V231L99 230ZM156 228H158V229H156ZM199 228H200V230H199ZM45 229H43V230L47 231ZM85 229H87V230H85ZM117 229H119V230L117 231ZM121 229H123L124 231H122ZM130 229H131V232L132 231L135 232V230H136V232H137V230H140V231L142 230L141 232H144V234H142V236L140 234L141 232L137 233V234H140V236L142 237L141 239H139L140 241L138 240V243H136L137 241H135V240H131V242H129L130 240L127 241V239L126 240L124 239V235L129 236L132 233H134V232H132L130 234V231H129ZM233 229H234V227H233ZM35 230L32 232H37V230L36 231ZM83 230H85V232L81 233ZM92 230H93V232H92ZM213 230H211V231H213ZM86 231L88 232L87 234H86ZM164 231L167 232L168 230L166 231V229H165ZM128 232H129V235L127 234ZM207 232L209 233L210 230L209 231L207 230L206 233ZM96 233L98 235L102 234L103 236L99 235V237L98 236L95 237V235H93V234H96ZM119 233H120V235L122 233H124L123 235H121L122 238L120 237ZM80 234L81 235L83 234V237H81ZM154 234H155V236H154ZM104 235L107 238H104L105 237ZM16 236H18V237H16ZM131 236H130V239H131ZM19 237L25 238L24 241L20 240L21 238H19ZM80 238H83V241H84L83 243L81 241L82 239H80ZM84 238H87L86 239L87 241ZM96 238H97V240H96ZM218 238H216V239H218ZM93 239L95 240V242ZM128 239H129V237H128ZM170 239H168V240H170ZM176 239H178V238H176ZM190 239H189V241H190ZM220 239H221V236H220ZM229 239L230 238L227 239L228 240L227 242H226V240H223V239L220 241L219 247H217V249L214 251V252H216L218 250L214 254V256H213V253H214L213 249H211V248H215L218 245L215 243L219 242L218 241L219 239L216 240V242L214 243L215 246L212 245L210 247L209 244L205 243V245L207 246L208 249H205L204 248L205 246H203L204 249L201 247L202 244H204V243H202L201 245L198 244L199 248L201 247V249H199L198 246L196 245V243H194L193 241H192L193 243H191V241H190V244L191 245L195 244L194 245L195 247L193 245L190 246V244H188V246H184V244H187V242L185 241L186 243L185 242L183 243V241L181 240V243H180V241H179L180 239L177 240L178 245H179L178 248H180V249H178L177 246H175V245H177V243L168 241L167 243L164 244V247L162 249L164 251H162V253H160L157 257H154L152 259L151 258L147 259L146 260L147 262L145 261L144 264H231L232 261L235 260V259L234 260H232V259L235 257V254L237 253V252H235V249H236V247H238L240 245V244H238L240 241L238 242L237 240H235V243H234V241L232 240V239H235L233 237V235L231 237V240L233 242L232 241L230 242ZM56 240H55V242H56ZM141 240H142V242H141ZM174 240H175V238H174ZM207 240H209V239L207 238ZM21 241H23V243ZM222 241H223V243L224 242L225 243L223 244ZM19 242H21V243H19ZM126 242H129V243H126ZM204 242H206V240H204ZM207 243H209V241ZM236 243L238 244L237 246H236ZM243 244H241L242 246L238 247V248H241V251H242V247H243V249H245ZM221 246H222V248H220ZM36 247H38V246H36ZM123 247H125L124 248L125 250L123 249V251H121ZM138 249H139V251H138ZM209 249H211L213 253H209V251H210ZM219 249H221V250H219ZM6 250L7 251L9 250L8 252L13 250V252H10L9 254H7L8 252ZM41 250H43L42 247H41ZM181 250H183V251H181ZM120 251L122 252L121 256L119 255ZM176 251H178V253H176ZM236 251H237V249H236ZM241 251L238 250V252H241ZM38 252H42V251H40V249H39ZM43 252H45V251H43ZM102 252H103V254H102ZM174 252L176 255H172ZM179 252L181 254L177 258V255L179 254ZM135 253L138 254V256ZM170 253H172L171 256L169 255ZM39 254L41 255V253H39ZM42 254L45 255L46 253H42ZM106 254H107V257H106ZM237 254L238 255H236V257L240 255V253H237ZM43 255H41V256H43ZM55 255L57 258L55 257ZM97 255H99V256H97ZM100 255H101V257H100ZM41 256L38 255V258L34 259V263L36 262V260H38V261H40V264H41L42 259L39 258ZM112 256L113 257L115 256L114 259ZM173 256L175 257L174 259H173ZM170 257H171V259H170ZM100 258H102V260H100ZM118 259L120 262L118 261ZM132 259H135L137 261L132 260ZM113 260H117V263ZM128 260H130V262H128ZM38 261H37V264L39 263ZM99 261H101V262L98 263ZM263 261L264 260H261L260 264H263L264 263ZM44 262H43V264H44ZM30 264H32V263H30Z\"/></svg>","mask_w":264,"mask_h":264},{"label":"bare ground","instance_id":"bare-ground-1","mask_svg":"<svg viewBox=\"0 0 264 264\" xmlns=\"http://www.w3.org/2000/svg\"><path fill=\"white\" fill-rule=\"evenodd\" d=\"M14 1H16V0H4V2H3V6H1L0 7V27H2L4 24H6L7 22H8V19L6 18V16H5V13H7L5 10H3V8L5 7V8H8V9H11L12 8V6H13V4L15 5V2ZM25 2L26 0H22V2ZM28 1V0H27ZM26 1V2H27ZM49 1V0H48ZM111 2H115V4H116V7H114V8H116L114 11H113V13H114V15L113 16H115V19H118V20H120V21H124V20H122V18H120V17H122V14L124 13H126L125 11H126V9H128V7H129V5H127V8H126V3L128 2V0L126 1V0H110ZM160 1V0H159ZM215 0H213V2H214ZM245 0H243V1H241L240 2V0H235V1H233L232 2V4H233V6L235 5V4H237V5H235V6H237L236 8H238L239 9V11H238V14H239V17H238V20L240 19V21L238 22V20H237V25H236V23H235V27L234 26H232L231 27V30H229V31H231V33L230 32H228V33H230V35H226L227 37L229 36V38H227V41H228V39L230 40L231 38H233V37H235V38H237V39H239L238 41H241V42H247L248 40L249 41H253V38H255V37H257V36H255V37H253L251 34L253 33V31H252V29H253V26H254V24H255V22L257 21V14L258 13H256V16H255V11H254V9L252 8L253 6H255V4L257 5V3L259 2L260 3V0H248L249 1V6L251 5V4H253L252 5V7L251 8H248L247 9V7H249V6H246V9H245V5H244V8H243V6L241 5V3L242 2H244ZM248 1H247V3H248ZM23 2V3H24ZM173 1L172 0H161V2L160 3H162L161 5H163V7H168L169 5L171 6V4H174V2L172 3ZM175 2H177V0H175ZM252 2V3H251ZM261 2H262V0H261ZM48 4L50 3V5H53V4H56L57 3V1H55V0H52V1H49V2H47ZM146 3V5H148V3L147 2H145ZM218 3V2H217ZM259 3H258V5H259ZM24 4H26V3H24ZM121 5V4H123L124 6H123V9L124 8H126V9H124L125 11H122V10H120V8H117V5ZM128 4V3H127ZM151 3L149 2V5H150ZM158 4H159V2H158ZM231 4V5H232ZM244 4V3H243ZM152 5V4H151ZM160 5V4H159ZM158 5V6H159ZM239 5L240 6H242V7H240L239 8ZM257 5V6H258ZM104 6H106V4H104ZM111 6H112V4H111ZM115 6V5H114ZM122 6V5H121ZM143 6H145L144 4H143ZM142 6V7H143ZM154 6V5H153ZM173 6H175V4L173 5ZM176 6H177V4H176ZM256 6V7H257ZM101 7V6H100ZM107 7V6H106ZM109 7V6H108ZM172 7V6H171ZM170 7V8H171ZM113 8V7H112ZM144 8V7H143ZM158 8V7H157ZM165 8H163V9H165ZM243 8V9H242ZM255 8V7H254ZM99 9V8H98ZM98 9H96V11H98L99 12V10ZM105 9V8H104ZM103 9V10H104ZM145 9V8H144ZM159 9H161V6H160V8ZM167 9V8H166ZM95 10V9H94ZM110 10V9H109ZM146 10V9H145ZM168 10H170V9H168ZM258 10V9H257ZM106 11V10H105ZM105 11H103V12H105ZM128 11V10H127ZM237 11V10H236ZM98 12H94V16H92V17H87L86 15H81V14H75V13H71L70 12V14H71V18H70V20H69V22L71 23L70 24V26H69V28H63L61 25H59V22L57 23V21L54 19V17L53 18H50V19H48V20H43V21H41V22H39L38 24L36 23V25H32V26H30V25H27V26H24V27H22L21 29H20V34H22L23 36H29V35H32V36H35V35H37V36H44L45 35V33H46V27L48 26V25H53L54 26V34H53V36L54 37H51V39L53 38H55L54 40L52 39V44L50 43V45H49V49L48 48H46V50L48 49V51H50L51 50V54L48 52V58L50 59H48L49 61V63H47V60H46V63L48 64V66L49 67H47L48 69L46 70V71H49V80H50V82H49V85H47V87L49 86L50 87V92L49 91H45L44 92V94H46L45 96H43V99L41 100V101H39L40 102V104H39V102H38V104H34V103H31V102H28V101H22L21 103H16V101L17 100H15L16 98H17V96H19V94L20 93H18L19 91H13L12 92V95H11V97L9 98V100H7V101H5V102H0V114H4V118H5V122L6 123H9V122H11L13 119H15V118H17V117H20V115H25V116H27V115H29V114H35V116H37V115H39V114H41L40 112H43L44 110H45V113H46V110H47V112L49 111V110H51V108H52V106L54 105V107L52 108V110H55V107H57L56 108V110L58 109V111H57V113L60 111V115L63 113V115L62 116H64V114L65 115H67V113H69L70 111H71V108L72 107H74L75 105H77V107H78V109L79 110H76V111H78L77 112V115L78 116H80L81 115V117L83 116L84 118H85V114L87 115V114H89V113H87V111H89L90 109H93V112L95 111L96 113H97V115H98V117L99 118H101L102 119V121L103 122H105V123H107L105 126H107V127H104L105 128V131H106V133L107 134H109V137H111V138H113V140L115 141V143L113 144V146H111V148H112V151L114 152V153H116V155H118L119 157H121V160H118V163L120 162V163H123V161H122V157H124L122 154H124L125 156H127V158H133L134 157V155L133 154H135V153H133V154H131V156L129 155L128 156V154H129V152H128V154H125V153H127L126 151H123L122 149V144L120 143L121 141H118L120 138H121V130H122V128L125 126V128L127 127V126H129V128H128V130L133 134L134 132H135V130L136 131H138L137 129H138V127H137V129L134 127V126H131V120H133L134 119V121L137 119L136 117L138 116V115H140V116H138L139 118L140 117H142L141 115H143L144 116V114L142 113L144 110H141L142 109V107L145 105V108H146V106H148V105H146V104H148V102L150 101V103L152 102L153 104L155 103V104H159L158 106H159V109H160V111H159V113H160V115H158L159 116V119L161 120V118L162 119H164V120H161V121H159V120H157V121H159L161 124H162V121L166 124V125H164V123L162 124V127L165 129H162V127H160L162 130H164L162 133L163 134H165V132H167L166 133V135L167 134H169V132H171L172 130H173V128L175 129V127H176V125H177V127H178V124H180V122L178 121V120H180L178 117H180L181 118V114H182V111L183 110H185V113H183V114H185V118H188V119H183L182 118V122H184V120L186 121V120H189V118L191 119V120H189V122L191 121L192 123H194V121L197 119L196 117L197 116H199L200 117V119H202L201 118V115H203V113H206V114H210L209 112H211L212 113V111H210V109L211 108H213V107H211V105H213L214 104V107H215V105H217V103L219 102V100L222 102V103H225V105L224 104H222V105H224L225 106V108L223 109L221 106H219V103H218V106L221 108V109H223V111H221L222 113H224V115L225 114H228L229 113V110H228V107H231V106H228V105H230L231 103H233L234 102V100H233V102H231V97L233 96V99H234V97H235V94H233V92L231 91H229V90H227V92L229 91V93H231V94H228V95H231V97L230 96H228L227 95V93H226V88H227V84H229L228 83V81H226L227 80V74H228V76H230L229 74H231L230 72H228L227 70H229V69H227L226 67V69H225V72L227 71V73H223V74H221V72H222V70L223 69H221V71H220V73H218V75H219V80L217 79H213V81L212 82H214L213 83V86L211 85H208L209 87H205L204 89H203V97H199L198 96V94L197 95H195L196 94V90H195V88L197 87L196 85H197V83H196V85H195V81H196V79H194L195 78V73H196V75L199 77V80H200V82L199 83H203L204 82V80L206 81V79L208 78L207 77V75H208V73H209V71H210V73H212L213 72V70H212V72H211V70H209L213 65H211V67H210V63L208 64V63H206L207 65H209V67L208 66H201V64H200V66L199 65H196L195 66V64L193 65V63H192V65H186V63H184V61H183V63L186 65H182L183 63L181 62V59H178V56H176L177 57V59H174L175 61H176V63H172V62H175L173 59H170V60H172L171 62H170V64L172 63V65L173 64H179L180 66H172V68L170 67V72H169V75H167L168 74V72H167V76L165 75V74H162L163 73V71H161V74H162V77H164V79L162 78H160L161 77V75H160V77H159V79H161L159 82L158 81H156V85L155 84H153V85H155V88H154V86L152 85V89L150 88V92L149 91H145V92H148L147 93V98H149V96H150V98H149V100H147V98H145V96H146V94L143 92V96L144 97H142V95L140 96V97H142V98H144V99H146L147 101H145L144 99H143V101H145L146 102V104H142L143 106L140 108V110L142 111H140L141 113L140 114H136V115H134L133 113L135 112L136 113V111L137 110H135L134 108H132L133 106H134V104L133 105H131L132 103H131V101L132 100H134V99H132L131 101H130V98H128V92H130V91H127V95H125L124 94V91L127 89V90H129V84H128V87H127V84H125V83H128L131 79H132V77L134 78V76L135 75H127V73L126 74H121V76H120V74L117 76L116 75V73L118 74V70H117V68H115V67H118V68H121L120 69V71H122V70H125V68L126 67H128L129 66V64H126L128 61H129V57H131L130 55L131 54H133L134 52H136V53H139V54H141L142 55V57L143 58H146L147 56V54H149L151 57H150V59L152 60V61H154V63H157V64H155V65H159L158 63L159 62H162V60L167 56V57H169L168 55L170 54V53H172L173 52V48H174V46H173V44H171L172 42H173V40H174V36L172 37V40L170 39V38H168L167 36H170L171 35V30L173 29H175L178 25L180 26V27H178V28H180V30L183 28H181V25L183 26V23L187 26V27H184L185 29V32H184V34H183V36L184 37H186V39H188L187 37H189V36H193V35H196V34H193V33H195V32H193V31H191V32H193L192 34H190L191 32H190V30H189V32L188 31H186V28H188V25L186 24V23H189V21H190V18L189 17H191L190 15H192V14H194V13H192V14H190L189 16H187V14L186 15H184L183 16V18H179L178 16H180V17H182L181 16V14H179L177 17L178 18H175V16H173L172 18L174 19V20H172V22L174 23V25H175V27L172 25H169V26H171L172 28H170L169 26H168V28H170V29H168L169 30V33H170V35H168L167 34V39H164V41H163V38L161 39V38H159V37H157L156 38V36H157V33L155 34L154 33V30L152 31L150 28H149V26L147 27V26H145L146 28H144V26H143V24H145V23H141V22H139V25L140 24H142V27H140V28H137L136 26H138L139 27V25L137 24L136 26H134L133 24H135V23H133L132 24V22H135L134 21V19L133 20H131V22H129L128 20H126L125 19V21H124V24H125V26H126V23H127V25L129 24V26L128 27H126L125 29L126 30H128V31H125V32H127V34H124L125 36L124 37H122L121 39H118V41H116L115 43H113V44H110V43H108V44H110L109 46H105V45H107V43L103 46V44L105 43H103V44H101L102 42H100L101 40H99V42L97 41V39H99V38H97L98 36H99V34L97 35V29L94 31V29H95V27H94V24H95V26H96V23H97V21H98V19H101V18H99V16H100V12L98 13ZM102 12V11H101ZM123 12V13H122ZM147 12V11H146ZM164 12H165V10H164ZM168 11H166V13H167ZM258 12L260 13V11L258 10ZM96 13V14H95ZM106 13V12H105ZM122 13V14H121ZM264 12H261L260 13V15H261V17L264 19V15L262 16V14H263ZM123 14V18H124V16L126 15H124ZM173 13H171L170 14V16L172 15ZM238 14H237V16H238ZM174 15V14H173ZM183 15V14H182ZM259 15V14H258ZM103 16V15H102ZM105 16H107V14L105 15ZM127 16V18L129 17V19L131 18L130 16H128V15H126ZM186 16V17H185ZM144 17H145V15H144ZM193 17H194V15H193ZM192 17V18H193ZM192 18H191V20H192ZM261 18V19H262ZM132 19V18H131ZM143 19H146V18H143ZM142 19V20H143ZM194 19V18H193ZM261 19L258 17V21H259V23L260 22H262V21H264L263 19H262V21H261ZM140 20V19H139ZM170 20H171V17H170ZM95 21H96V23H95ZM141 21V20H140ZM145 21H147V20H145ZM100 22V21H99ZM138 22V21H137ZM181 22H182V24H181ZM196 22V21H195ZM198 22H200L201 24H203V23H206L207 21H198ZM148 23V22H147ZM199 23V24H200ZM172 24V23H171ZM190 24V23H189ZM198 24V23H197ZM200 24V25H201ZM207 24H208V22H207ZM184 25V26H185ZM210 25H211V23H210ZM194 27L196 26V23L193 25ZM193 26H191V27H193ZM100 27H101V25H100ZM136 27V28H135ZM161 27H163V26H161ZM190 27V28H191ZM94 28V29H93ZM129 28V29H128ZM178 28H176L177 30H178ZM208 28H209V25H208ZM207 28V29H208ZM211 28V27H210ZM195 28H193V30H194ZM197 29H199L200 30V27H198ZM202 29V28H201ZM164 30H166V27H165V29ZM172 30V31H173ZM196 30V29H195ZM203 30V29H202ZM175 31V30H174ZM173 31V32H174ZM198 31V30H197ZM210 31V30H209ZM168 32V31H167ZM172 32V33H173ZM182 32V33H183ZM198 32H200V31H198ZM252 32V33H251ZM95 33H96V35H95ZM227 33V34H228ZM173 34H176V32L175 33H173ZM19 35V34H18ZM197 35H199V33H197ZM208 35V34H207ZM217 35V34H216ZM216 35H213V36H216ZM249 35H251L252 37H250V39H248L249 38ZM62 36V37H61ZM176 36H178L177 34H176ZM206 35H205V33H204V36L203 37H205ZM19 37H21L20 35H19ZM77 37H82L81 39H83L82 41H84L85 40V42L83 43V42H81L80 44L82 45V46H79V45H76V43L77 42H75V41H79L78 40V38ZM182 38L180 35L178 36V43H179V41L181 42V43H183L182 41L185 39V38ZM194 37H196V36H194ZM210 37V36H209ZM209 37H207L208 39H210ZM101 39H102V37H100ZM181 38V39H180ZM197 38V37H196ZM220 38V37H219ZM221 38H222V36H221ZM6 39V38H5ZM3 37H1L0 36V45H1V42L3 41V40H5ZM41 39V40H40ZM40 39L38 40V42H37V44H38V46L39 47H41V46H43L42 44V39L43 38H41L40 37ZM50 39V40H51ZM61 39V40H60ZM171 40V45L169 44V43H166L165 42V40L166 41H168V40ZM180 39V40H179ZM185 39V40H186ZM206 39V37L202 40V41H204ZM211 39H213L212 37H211ZM211 39H210V41H211ZM223 39V38H222ZM221 39V40H222ZM241 39V40H240ZM182 40V41H181ZM207 40V39H206ZM205 40V41H206ZM214 40L216 41V39L214 38ZM217 40H218V38H217ZM220 40V39H219ZM224 40H225V38H224ZM221 41V42H223V43H221V44H218V46L219 45H222V47L221 46H219L218 48L220 49V50H218V53H219V51H221V53H224L225 52V50H226V46H227V42L224 44V42L225 41ZM257 41H255V39H254V41H255V43H254V41H253V43H249V44H251V46L253 47V48H255V50L256 49H258V50H260L257 46H258V41H259V39L257 38L256 39ZM97 41V42H96ZM204 41V42H205ZM210 41H207V43L206 44H209V43H211V45H212V41L210 42ZM215 41H213L214 43H215ZM248 41V42H249ZM170 42V41H169ZM187 42V41H186ZM192 42V41H191ZM199 42V41H198ZM201 42V41H200ZM209 42V43H208ZM219 42V41H218ZM241 42H240V45H242L241 44ZM83 43V44H82ZM85 43H88L89 45H85ZM97 43H99L98 45H97ZM112 43V42H111ZM203 44V43H202ZM205 44V43H204ZM205 44V45H206ZM52 45V46H51ZM99 45H102V46H99ZM176 45V44H175ZM191 45V44H190ZM215 45V46H214ZM214 45H212L211 46V49H210V51H212V48H214L215 50H217V45L216 44H214ZM225 45V46H224ZM244 45V44H243ZM86 46H88V47H86ZM99 46V47H98ZM152 46V48H151V51H149L150 50V47ZM173 46V47H172ZM224 46V47H223ZM246 46H249V45H247L246 44ZM250 46V47H251ZM51 47V48H50ZM100 47H102V48H100ZM207 49H208V51H209V46L207 45ZM216 47V48H215ZM251 47V48H252ZM252 48V49H253ZM213 49V51H215ZM230 49V48H229ZM228 48H227V50H229ZM175 50V49H174ZM258 50H256V51H258ZM1 51H2V48H1V46H0V55H1ZM212 51V52H213ZM223 51V52H222ZM228 51H226V53H227ZM230 52H231V50H230ZM214 53V52H213ZM138 54V56H141V55H139ZM175 54V53H174ZM173 54V55H174ZM229 54H231V53H229ZM50 55H51V58H50ZM143 55H145V57L143 56ZM214 55V54H213ZM223 55V54H222ZM221 55V56H222ZM215 56H217V55H215ZM220 56V55H219ZM218 57V56H217ZM216 57V58H217ZM231 58H233L232 56H230ZM86 58H88V59H86ZM148 59V61H147V63L149 62V56L147 57ZM182 58V57H181ZM213 58V57H212ZM219 58H221V57H219ZM235 58V57H234ZM47 59V58H46ZM84 60V59H86V60H88V66H90L93 70H94V72L92 73V74H94V76H93V78H92V80L94 81L93 82V84L92 85H94V86H89V88H88V86H85V87H83V85H82V92L80 91L79 92V90L78 91H76L75 90V92H73V91H71V96L68 98V100L66 101V100H64L62 97H60L61 98V101L60 100H58L57 98H56V95H54V94H56V93H53L54 92V89H55V91H56V85H57V83L58 82H61L62 84H65L64 86H66V85H72L73 84V82H75V80L73 81V78H72V74H70V72H72V71H70L71 69H73V67L74 66H77L78 64H79V62H80V65H82V63H84V62H82L81 63V60ZM108 59V63L106 62V60ZM109 59H110V61H109ZM111 59H112V61H111ZM104 60H105V62H104ZM179 60H180V63H182V64H180V63H178L179 62ZM184 60V59H183ZM218 60V59H217ZM217 60L216 59H214V61L213 62H211V63H214L215 61L217 62ZM220 60V59H219ZM246 60V59H245ZM248 60V59H247ZM250 60V59H249ZM247 61V63H249L250 61ZM166 61V59L165 60H163V63ZM86 62V61H85ZM113 62V63H112ZM114 62H116V63H114ZM251 62H253V61H251ZM262 62V61H261ZM87 63V62H86ZM103 63H105V65L107 64H109L108 65V68L110 69V70H112L111 69V67H114V66H112V65H110V63H112L113 65L114 64H116V65H118V66H115L114 68H113V70L112 71H109V73H114L113 71H116V73H115V75L113 74H111V76L110 77H108L107 78V75L109 74L108 73V71H106V68H107V65L105 66V65H103ZM129 63V62H128ZM146 63V64H147ZM163 63H160L161 64V67L163 66V67H165L164 66V64ZM245 64L246 66H248V64ZM260 63V62H259ZM46 64V65H47ZM149 64H151V62H149L147 65H145L146 66V68H145V66L143 65V71L144 70H146L147 69V66L149 65ZM153 64V63H152ZM169 64V63H168ZM167 65L166 64V67L167 66H171V65ZM190 64V63H189ZM197 64H199V63H197ZM249 64H251V63H249ZM258 64V63H257ZM262 64V63H261ZM74 65V66H73ZM102 65V66H101ZM124 65H128V66H125V68H123L124 67ZM155 65H152V66H150V67H152V68H154L153 66H155ZM182 65V66H181ZM252 65H254V64H252ZM260 65V64H259ZM79 66V65H78ZM87 66V65H86ZM246 66H245V69H246ZM258 66V65H257ZM89 67V68H90ZM157 67V66H156ZM155 67V68H156ZM159 67H160V65L157 67L158 69H159ZM176 67H177V69H176ZM249 67V66H248ZM247 67V68H248ZM77 68V67H76ZM107 68V70H109ZM151 68V69H152ZM154 68V69H155ZM229 68V67H228ZM255 68V67H254ZM75 69V68H74ZM116 69V70H115ZM140 70H138V72H141V70H142V67H140L139 68ZM151 69H149V67H148V71L149 70H151ZM163 69V68H162ZM165 69V71L166 70H168V69H166V68H164ZM172 69H174L173 71H172V73H171V70ZM251 69V68H250ZM250 69L248 70L249 72H250ZM127 70V69H126ZM161 70V69H160ZM187 70L189 71V75L191 76V72H194V74H193V76H194V78H191L190 76V78H186L185 76H184V78L183 79H185L184 81H183V79H181L182 77V72H183V74H185V73H188L187 72ZM230 70H233V68H230ZM254 71H255V69H253ZM257 70V69H256ZM259 70H262V73H264V67L263 68H261V69H259ZM259 70H257L255 73H259L260 71ZM119 71V72H120ZM137 71V70H136ZM142 71V72H143ZM191 71V72H190ZM245 71H247V69L245 70ZM254 71L252 72V70H251V72L252 73H254ZM259 71V72H258ZM126 72V71H125ZM138 72L136 73L137 75H139V74H141V73H139L138 74ZM145 72H147V71H145ZM144 72V73H145ZM45 73H47V72H45ZM122 73H124V71H122ZM144 73H142V74H144ZM246 73V72H245ZM244 73V74H245ZM262 73H260L261 75H262ZM135 74V73H134ZM141 74V75H142ZM47 75H48V73H47ZM46 75V76H47ZM141 75H139V76H141ZM181 75V76H180ZM217 75V74H216ZM226 76V78H225V76ZM242 75V74H241ZM247 76H246V78H252V77H249L248 76V74H246ZM250 75V74H249ZM253 75V74H252ZM255 75V74H254ZM112 76H113V78H112ZM132 76V77H131ZM139 76H137V77H139ZM165 76H166V78H165ZM209 77H210V75H208ZM238 76H239V74H238ZM256 76V78H257V75H255ZM263 76H264V74H263ZM114 77L116 78V79H114ZM117 77H119V78H117ZM136 77V78H137ZM181 77V78H180ZM205 77H207V78H205ZM240 77V76H239ZM238 77V78H239ZM242 77V76H241ZM241 77H240V79H241ZM47 78V79H48ZM202 80H201V79ZM205 78V79H204ZM216 78H218V77H216ZM231 77H229V80L231 81V79H230ZM235 78H237V77H235ZM260 78H261V76H260ZM260 78H258V80L260 79ZM264 78V77H263ZM262 78V81L264 80ZM110 79H112V80H110ZM243 79V78H242ZM241 79V80H242ZM244 79H245V77H244ZM48 80V81H49ZM61 80H64V82H62ZM198 80V81H199ZM240 80V81H241ZM253 80V79H252ZM252 80H251V82H252ZM255 80V79H254ZM203 81V82H202ZM257 81V80H256ZM76 82H77V80H76ZM80 81H78V83H79ZM158 82V83H157ZM197 82V81H196ZM212 82H211V84H212ZM216 82H218L217 84H215ZM227 82V83H226ZM233 82V81H232ZM237 82H239L238 80H237ZM61 83H58V85L60 84V86H61ZM82 83V82H81ZM88 83V82H87ZM95 83V84H94ZM198 83V84H199ZM234 83H235V80H234ZM257 84H258V82H256ZM263 83V82H262ZM75 84V83H74ZM77 84V83H76ZM85 84V83H84ZM203 84H205V82L203 83ZM259 84H261V82L259 83ZM80 85V84H79ZM89 85V84H88ZM234 85V84H233ZM255 85V84H254ZM55 86V87H54ZM59 86V87H60ZM76 86V85H75ZM74 86V87H75ZM78 86V85H77ZM196 86V87H195ZM229 86H231V85H229ZM228 86V89H230L231 87H233V86H231V87H229ZM257 86V85H256ZM260 86V85H259ZM262 86H264V84L262 85ZM48 87V88H49ZM69 87V86H68ZM74 87H73V89H74ZM81 87V86H80ZM212 87V89L209 91L208 90V88H211ZM234 87H236V86H234ZM233 87V88H234ZM254 87V86H253ZM58 88V87H57ZM72 88V87H71ZM233 88H232V90H233ZM238 88V87H237ZM53 89V90H52ZM76 89H79V86H78V88L76 87ZM84 89V90H83ZM123 89H124V91H123ZM147 89H149V88H147ZM147 89H145V90H147ZM251 89V88H250ZM249 89V90H250ZM47 90V89H46ZM144 90V89H143ZM142 90V91H143ZM207 90V95L209 96V97H207V95L205 94L206 91ZM231 90V89H230ZM252 90V89H251ZM52 91V92H51ZM142 91H141V93H142ZM209 91V92H208ZM238 91V90H237ZM253 91H254V89H253ZM73 92V93H72ZM226 94H225V93ZM234 92H235V90H234ZM249 92V91H248ZM85 93V95H83V94ZM141 93H139V95L141 94ZM195 93V94H194ZM202 93V92H201ZM200 93V94H201ZM250 94L252 93V91H250L249 92ZM43 94V95H44ZM193 94V95H192ZM233 94V95H232ZM248 94V93H247ZM194 96V97H192V98H194V100H190L191 102H189V103H192L193 101V103H192V105L193 106H191V108H192V110L191 109H189L188 107H190V106H187V107H184L183 106V104L186 106L187 104V102L188 101H185V103L183 102V99H185V98H187V97H189V96ZM85 96V97H84ZM131 96V95H130ZM204 96H205V98H204ZM248 96H249V94H248ZM247 96V97H248ZM252 96H254V94L252 95ZM133 97V96H132ZM15 98V99H14ZM42 98V97H41ZM59 98V99H60ZM255 98V97H254ZM254 98L252 99L253 100V102H251L253 105L255 104V102H254ZM62 99H63V102H62ZM70 99V100H69ZM188 99V98H187ZM251 99H248V100H251ZM139 100H141V99H139ZM251 100V101H252ZM18 102V101H17ZM137 104H139V101L137 100ZM247 103H248V101H246ZM245 102V103H246ZM141 103V102H140ZM142 103H144V102H142ZM150 103H149V106H150ZM153 104H151V105H153ZM234 104H235V102H234ZM252 104L250 105L249 103H248V106H252ZM221 105V104H220ZM231 105H233V104H231ZM9 106L12 108L11 110L9 109ZM140 106V105H139ZM218 106H216L217 108H218ZM228 106V107H227ZM236 106V108H237V105H235ZM239 106V105H238ZM257 105H254V107H256ZM260 106V105H259ZM258 106V107H259ZM51 107V108H50ZM76 107V106H75ZM76 107V108H77ZM135 107V106H134ZM137 107H138V105H137ZM151 107V106H150ZM155 107H156V105H155ZM181 107H183V108H181ZM262 107V106H261ZM261 107H260V109H261ZM144 108V109H145ZM153 108V107H152ZM220 108H218L217 110H219ZM240 108V107H239ZM49 109V110H48ZM134 110V112H133V110ZM147 109V108H146ZM145 109V110H146ZM156 109V108H155ZM183 109V110H182ZM189 109V111H188V116L189 117H186L187 115V110ZM234 109V108H233ZM232 109V110H233ZM241 109V108H240ZM257 109V108H256ZM55 110V111H56ZM90 111H92V110H90ZM147 111V110H146ZM213 111H215L214 109H213ZM235 111V109L233 110V112ZM238 111H240V110H238ZM237 111V109H236V112H238ZM246 111V110H245ZM260 111V110H259ZM264 111V110H263ZM54 112V111H53ZM62 112V113H61ZM65 112V113H64ZM72 112H73V110H72ZM72 112H70V113H72ZM92 112V113H93ZM93 113L94 115H96V113ZM148 112H149V110H148ZM158 112V111H157ZM155 110H154V113H157ZM233 112H231V110H230V113H229V115L231 114V113H233ZM236 112H234V115H235V113ZM45 113H43V114H45ZM55 113V112H54ZM56 113V114H57ZM73 113H75V111L73 112ZM72 113V114H73ZM91 113V114H92ZM145 113V112H144ZM215 113H218V111L217 112H215ZM215 113H212V115L214 116H216V114ZM221 113V114H222ZM240 113V112H239ZM245 113V112H244ZM247 113L249 114L250 113V111H247ZM40 115L41 117L42 116H44V115ZM58 114V115H59ZM90 114V115H91ZM92 114V115H93ZM148 114V113H147ZM201 114V115H200ZM206 114H204V117H205V115ZM218 114H220V113H218ZM237 114V116H239L238 115V113H236ZM241 114V113H240ZM243 114V113H242ZM96 115V116H97ZM150 115H151V113H150ZM224 115H222L223 117H224ZM49 116V114L46 116V117H48ZM52 116H54V114H52ZM148 116V115H147ZM157 116V117H158ZM211 116V115H210ZM209 115H207V117L206 118H208V117H210ZM212 116V117H213ZM217 116H220V115H217ZM216 116V117H217ZM232 116V119H234L235 117L237 118V116H233V115H231ZM40 117V118H41ZM46 117H44V118H46ZM55 117V116H54ZM87 117V116H86ZM222 117V118H223ZM227 117H228V115H227ZM50 118V117H49ZM49 118H46V119H49ZM77 118H79V117H77ZM84 118H82L83 120H84ZM111 118H113V119H117V123H115L116 122V120H114L115 122H114V124H109V122H108V120L109 119H111ZM219 118H221V117H219ZM219 118H217V119H219ZM42 119H43V117H42ZM50 119H53V118H50ZM81 119V120H82ZM87 118H85V120H86ZM100 119V120H101ZM112 119V120H113ZM156 119V118H155ZM175 120V119H177V121H175L176 122V124L174 123V121H172V120ZM199 119V120H200ZM224 119H226L227 120V118H226V115H225V117L223 118V120ZM230 119V118H229ZM78 120H80V119H78ZM77 120V121H78ZM120 120L122 121L123 120V124H119V123H121L120 122ZM221 120V119H220ZM231 120V119H230ZM234 120H236V119H234ZM238 121H239V125L242 123H240V121H242V119L240 118V120L239 119H237ZM74 121V120H73ZM70 122L69 124H66V127L65 128H67V130H71L73 133H74V136H76V137H78V139L80 138L81 140H83L84 138H83V136L85 135V134H87L88 133V131H90V133H92V131L94 132V130H95V132L98 134L99 132H98V127L97 126H99V129L101 128L100 126V124L99 125H94V127H92L91 125H90V123H87L86 124V122L85 121H83V123H82V121H81V123H77V122ZM101 121V122H102ZM118 121H119V123H118ZM102 122V123H103ZM125 122V123H124ZM178 122V123H177ZM181 122V123H182ZM187 122V121H186ZM188 122V124L187 123H185L184 122V124H182L181 126V128H183V127H186V129L185 128H183V129H181V131H180V126H179V130H177L176 132H181V133H179L180 135L181 134H184L186 131V133H188L189 131L190 132H193L192 130L194 129V128H192L191 130L189 129V127H190V125L189 124H191V123H189ZM200 122H201V120H200ZM224 122H226V121H224ZM236 122V121H235ZM99 123H100V121H99ZM128 123L130 124V125H128ZM160 123H158V125L160 124ZM233 123V122H232ZM89 124V125H88ZM168 124L170 125V126H172L173 128H172V130H170L171 128H170V126L169 127H167L168 126ZM185 124H187V126L185 125ZM204 124V123H203ZM235 124H237V123H234V127H236L235 126ZM65 125V124H64ZM174 125H175V127H174ZM192 125H194V124H192ZM205 125V124H204ZM204 125H202L201 124V126H204ZM239 125H237V126H239ZM242 125V124H241ZM196 126H199V124L197 125L196 124ZM195 125H194V127H196ZM208 126V125H207ZM207 126H205V127H207ZM263 126V125H262ZM36 127H38V128H40L39 127V125H37ZM63 127V126H62ZM134 127V128H133ZM187 127H188V129H189V131H188V129H187ZM241 127V126H240ZM257 127V126H256ZM261 127V126H260ZM102 128H103V124H102ZM103 128V129H104ZM126 128V129H127ZM253 128V127H252ZM255 128V127H254ZM257 128H259V127H257ZM263 128H264V126H263ZM63 129H64V127H63ZM97 129V130H96ZM177 129V128H176ZM175 129V130H176ZM196 129V128H195ZM194 129V130H195ZM197 129H201L200 127L198 128L197 127ZM195 130V131H198V130ZM204 128H202V131L201 130H199V131H201V132H203L204 130H203ZM125 130V129H124ZM127 130V131H128ZM170 130V131H169ZM175 130H173V131H175ZM185 131V132H183V131ZM237 130H238V127H237ZM254 130V129H253ZM258 130V129H257ZM101 131V130H100ZM102 131H104V130H102ZM108 131V132H107ZM169 131V132H168ZM234 131H235V128H234ZM256 131V129L254 130V132ZM261 131V130H260ZM189 132V133H190ZM200 132V133H201ZM72 133V134H73ZM96 133H93L94 135H96ZM129 133V132H128ZM131 133H129V135L132 137V136H135L136 135V137H141V135H139V134H137V133H134L133 135H131ZM198 133V132H197ZM196 133V134H197ZM162 134V135H163ZM192 134V133H191ZM195 134V133H194ZM137 135H139V136H137ZM166 135H164L163 136V141H164V143H169V141H167L166 142V139L165 138H167V140L168 139H171V138H168V136H166ZM187 135V134H186ZM190 135V134H189ZM120 136V137H119ZM181 136H183V135H181ZM184 136H185V134H184ZM135 137V139H138V138H136ZM146 137H148V138H146ZM143 140H144V142H146L145 144L146 145H151L152 146V143H150L151 142V137H149V136H146ZM165 137V138H164ZM132 138H134V137H132ZM162 138V137H161ZM75 139V142H77V141H79V140H77L76 138H74ZM142 139V138H141ZM40 140V139H39ZM39 140L37 139V138H35V137H30V138H26L23 142H21V144L19 145V149H18V151H17V153H18V155L20 156V158L18 157V155L16 156L18 159L16 160V161H14V163H17L19 166H18V168L17 169H20V170H22V171H27V172H37L38 170H39V168H41L42 167V165H43V159L42 158H44V157H46V155H49V154H52L53 152H55V147H51L49 144H47V143H43V144H40L39 143ZM77 140V141H76ZM85 140V139H84ZM83 140V141H84ZM112 140V141H113ZM138 140H140V139H138ZM63 141V140H62ZM161 141H162V139H161ZM162 141V142H163ZM172 142H173V140H171ZM175 141V140H174ZM65 142V141H64ZM85 142V141H84ZM109 142H111V141H109ZM109 142H107L108 144H109ZM123 142V141H122ZM140 142H143L142 140L140 141ZM177 142V141H176ZM66 143V142H65ZM65 143H62L61 141H57V146H59V150H58V152H59V154H61L64 158L63 159H65L66 158V156L68 157V155L70 156V154H69V152H70V150L71 149H69V148H67V143L65 144ZM78 143V142H77ZM83 143L81 142V144H80V146L82 145ZM141 144V143H140ZM170 144H171V142H170ZM167 146H166V148L167 147H171V149L173 148L172 146L174 145V142H173V145L171 146V145H168V144H166ZM76 145H74V147H75ZM77 146L79 147V145L77 144ZM109 146V145H108ZM150 146V147H151ZM141 147H142V144H141ZM143 147H144V145H143ZM150 147H147V148H149L150 149ZM81 148H84V146L83 147H81ZM107 148V147H106ZM109 148H110V146H109ZM122 148V149H121ZM147 148H146V146L144 147V150L146 151V152H143V153H146L147 154ZM77 149V148H76ZM154 149V148H153ZM170 149V148H169ZM169 149L167 150V151H169ZM170 149V150H171ZM8 150L9 149H7L6 147H5V141L2 139H0V166L1 167H3L4 165L6 166V165H11L12 164V157H10L9 155H8ZM26 150H28L29 152H27V154H26V156L27 155H29V157L27 156H25V151ZM86 150V149H85ZM122 150V151H121ZM152 150V148L150 149V151ZM73 151V150H72ZM71 151V152H72ZM80 151V149L78 148L77 149V151L76 152H79ZM82 151H84V149L82 150ZM82 151H80V152H82ZM108 151H109V149H108ZM108 151L106 150V152L108 153ZM142 151H143V148H142ZM141 151V152H142ZM149 151V152H150ZM75 152V151H74ZM74 152H72L73 154H75ZM124 152V153H123ZM154 152V150H152V153ZM172 151H170L169 153L170 154H172L171 153ZM173 152H174V155H176V153H177V151H176V149H175V151H174V149H173ZM176 152V153H175ZM29 153V154H28ZM72 153H71V155H72ZM110 153V152H109ZM120 153H122L121 155H120ZM140 153V152H139ZM139 153H136V154H139ZM229 152H227V154H228ZM82 154V153H81ZM112 155H114L113 153H111ZM142 154V153H141ZM149 154H151V153H149ZM223 154H225V153H223ZM226 154V155H227ZM232 154V153H231ZM235 154L237 155V153L235 152ZM238 154H239V150H238ZM241 154H243V152L241 153ZM240 154V155H241ZM79 155H80V153H79ZM78 155V156H79ZM83 155V154H82ZM82 155H80L81 157H82ZM178 155V158L180 159V156H179V154H177ZM202 155V154H201ZM219 156L221 155V154H218ZM228 155H230V154H228ZM240 155H238L239 157H240ZM42 156V157H41ZM44 156V157H43ZM60 156V155H59ZM62 156H60V158L62 157ZM118 156H116V157H118ZM200 156V155H199ZM199 156H196V157H199ZM204 156H205V154H204ZM217 156V155H216ZM41 157V159H42V161L40 162V160L41 159H39ZM174 157H177V156H173L172 158V161H174V160H176V158H174ZM229 158H230V156H228ZM231 157H233L234 158V156H231ZM237 157V156H236ZM235 157V158H236ZM242 157H243V155H242ZM242 157H240L239 159L240 160H242ZM69 158V157H68ZM70 158H72V156H70ZM125 158V157H124ZM127 158H125L126 159V161L128 160ZM223 161H224V158H226V157H223V155H222V157H220ZM228 158V159H229ZM233 158H231V166H230V164H229V161H227L226 159V161H227V164L225 163L224 165H223V167L224 166H229V168L231 169V167L232 168H234V166H235V168H237V167H240V165L242 164V162L244 161V163H245V156H244V159H243V161H240L239 159L236 161H234V159ZM38 159H39V161H38ZM199 159V158H198ZM201 159H203L202 157H201ZM205 159V158H204ZM44 160H45V158H44ZM124 160V159H123ZM125 161V160H124ZM125 161V162H126ZM177 161V160H176ZM179 161V160H178ZM182 160L180 159V161L179 162H181ZM225 161V162H226ZM233 161V162H232ZM124 162V163H125ZM178 162V163H179ZM38 163H39V165H38ZM123 163V164H124ZM177 163V162H176ZM147 164H148V166H149V163H146L145 165L147 166ZM112 165V164H111ZM111 165H109V167H111ZM122 165V164H121ZM243 165V164H242ZM40 166V167H39ZM0 167V168H1ZM109 167H108V171L105 173V174H103L102 176H104V175H106V179H104V181L106 180V182H104V190H102V191H104L105 193L106 192H108L109 190H111L112 192H116V191H118L119 193H116L118 196H120L121 195V198H120V200L119 201H117L118 203L120 202V206L119 207H123L124 208V206H125V204H126V202H127V204H129L128 202H129V200H128V198H129V196H135V192H134V189L135 190H137V192H139V191H141V190H139L140 188L142 189V190H147V191H149V189H146V188H144V187H147L148 186V188L150 187L149 186V184L150 185H152L151 183H152V180H151V182L149 181V184L147 185V186H144V183L142 184L141 182H139L140 180L139 179H141V178H138V179H136V177H135V180L136 181H138L137 183H136V188L135 187H133V186H131V184L135 181H132V179H134V178H132L131 180H130V178H131V176L133 175L131 172H127V171H129V170H127V171H125L126 169H129V168H126V166L124 167L125 169H123L122 167H123V165H122V167H120V170L119 169H116V170H113V172L115 171V173H113V174H111V175H108L107 176V173H109V172H111L110 171V169H109ZM143 167V166H142ZM187 167V166H186ZM4 168V167H3ZM107 168V167H106ZM122 168V169H121ZM145 166L143 167V171L142 172H145V174H146V180L148 181L149 179H147L150 175H147V174H149V170L148 169H146V170H148V171H145ZM149 168V167H148ZM188 168V167H187ZM187 168H186V170H187ZM226 168V167H225ZM134 169H136V168H134ZM193 168H191L190 170L192 171V172H194V170H192ZM195 169V168H194ZM228 169V168H227ZM239 168H237V170H238ZM9 170H10V168H9ZM189 170V169H188ZM189 170V171H190ZM117 171V172H116ZM130 171H131V169H130ZM196 171V170H195ZM231 171V170H230ZM233 171H235V170H233ZM148 172V173H147ZM186 173V176H187V173L189 174L190 172H185ZM184 173V174H185ZM137 174V173H136ZM138 175H139V172H138ZM138 175H137V177H138ZM191 175V174H190ZM190 175H188L189 176V178L191 177ZM136 176V175H135ZM185 175H182V177L181 178H183ZM187 176V177H188ZM132 177H134V176H132ZM141 177V176H140ZM100 178V180L101 179H103V178H105V177H99ZM200 178V177H199ZM199 178H197V179H199ZM204 178V177H203ZM203 178H202V180H203ZM263 178H264V176H263ZM263 178H261V179H263ZM127 179V180H126ZM186 178L184 177V179H181L182 180V182L185 180ZM196 179V182L198 181ZM205 179V178H204ZM130 180V181H129ZM179 179H177L176 181H170L169 180V182L168 181H166V182H168V185H172L173 183H175V184H173V186L175 187L176 186V188L178 187V184H179V186H181L180 185V183H182V182H179L178 181ZM180 180V181H181ZM187 180V182H189V180L191 181V179H186ZM185 180V181H186ZM200 180V182H201V179H199ZM206 180H209L210 181V179L208 178H206ZM202 181L200 184H197V183H199V181L195 184V188H197V190H200L201 192H203V193H201L200 191H194V188H193V192H198V194L200 195V194H205V196H203V195H200L199 197H201V200H202V197H204L203 199H205V201L204 202H202L203 203V205H204V203L206 204V205H212L211 207H209V208H213V206H214V204H215V206L216 205H218L217 204V199H218V197H217V193H216V189L217 188H215L214 186H209V187H211V188H209L208 187V185H210L209 184V181H208V183L207 184H205V182H207V181ZM146 181V182H147ZM195 181V180H194ZM229 181H231V180H228L227 182H229ZM258 181V180H257ZM262 181V180H261ZM264 181V180H263ZM132 182V183H131ZM165 182V181H164ZM165 182V183H166ZM170 182H173L172 184H170ZM187 182H184L183 183V185L182 186H187L186 188V190L188 191H186L185 193H183V194H188V193H190V195H191V193H192V195L191 196H193V195H198L197 193H194L193 194V192H191L192 191V187H191V185L189 184V186L187 185ZM235 183L236 181H234V180H232L231 181V183H228L230 186H232V187H234V184L233 183ZM101 183H103V180H101ZM131 183V184H130ZM139 183H141V185L139 184ZM148 183V182H147ZM146 183V184H147ZM162 183V182H161ZM165 183H163L162 184V186H163V188H164V186H165ZM258 183V182H257ZM135 184V182L132 184V185H134ZM139 184V185H138ZM233 184V185H232ZM259 184H262V182H259ZM138 185V186H137ZM168 185H166L165 186V188H168L167 190H170L169 189V187H167ZM198 185V187L200 186V188L198 189V187H196ZM237 182H236V185H235V187H237ZM263 185H264V182H263ZM34 186V185H33ZM93 186V185H92ZM142 186V187H141ZM171 187V190L173 189V192L171 193L170 191H168V193L170 192V194H167V195H169V196H167V199L169 200L170 199V205H169V207H168V210H170V213L169 214H171V216L169 217V216H167V217H169V219L166 217V219L167 220H165V222L163 221L162 223H164V225H159V226H167L168 228H166L165 227V229H166V231L167 232H165L164 230H163V228L161 229L163 232H162V234H161V231H160V233H157L159 230H160V228H159V230L157 231L156 230V236H155V234H154V239H153V241L151 242L150 241V245L148 244V247H147V245H145L144 247H146V248H144V249H140V251H139V249H138V251H139V256H138V254H136L139 258H138V261L137 260H135V259H132V260H135V261H137L136 263L137 264H144L145 263V261L147 260V259H152V258H154V257H157L160 253H162V251H164V250H162L163 249V247H164V244L165 243H167L168 241L169 242H174V243H177V245H175V246H177V248H178V242H177V240L178 239H180L179 241H180V243H181V240L183 241V243L186 241L187 242V244H184V246H188V244H190V241H191V243H196V245L198 246V248H199V245H201L202 243H204V244H202V248H203V246H205L204 248L205 249H208L207 248V246L205 245V243L206 244H209V246L211 247L212 245L213 246H215L214 245V243L216 242V240H218L219 242H216L215 244H218L215 248H211V249H213V252L217 249V247H219V243H220V241L223 239V240H226V242L228 241L227 239L228 238H230L229 239V241L231 242L232 240L234 241V243H235V240H237L238 242V244H240L238 247H240V246H242L241 244H243V241H245V240H243L242 241V239H241V237L243 238V234H244V232H242V226H247V224H245L247 221H248V217H247V211L246 210H249V208L248 207H251L250 205H251V203H249L250 205L249 206H247V208L248 209H246V206H243V208H245L246 210H242V211H240L241 209H243V208H240V209H238L239 211H240V214H237V215H235L237 212L235 211L234 212V216H235V218H234V216L232 217V215H233V212H231V214H230V216L232 217L231 219L232 220H234V226L233 225H229V221L231 220L230 218V220L228 221L227 219H226V223H228V227L230 228V226H232V229H230V231L227 229V230H225V228H223L221 231L219 230H217V228L215 229V225H213V229L215 230H213V229H210V228H212L211 226H208L207 228L208 229H206V231L208 230H210V232L208 233H206V231H203L202 233L203 234H200L201 233V231L203 230V228L201 227V231H200V233L198 232V235L196 234V231H195V229H194V227H193V225H192V223H193V220H194V218H196V213H194V201L192 200V199H190V200H192L193 201V203L189 200V198L187 197V196H185L184 198H181L183 201H181V199L179 198V196H180V194L182 193L181 192V190L183 191H185V188L183 189H181L180 190V188L178 189V190H180V192L177 190H174L175 188L174 187ZM184 186V187H185ZM259 186H261V185H259ZM258 186V187H259ZM94 187H95V185L92 187V189L90 190L91 192H93L94 191V193L96 194V193H100V190H98L97 192H95L96 190H97V187H95L96 188V190H94ZM99 187H101V186H99ZM140 187V188H139ZM194 187V186H193ZM4 188V189H3ZM102 188V187H101ZM108 190V191H106V189ZM151 188H153L154 189V187L152 186ZM191 189V191L189 192V190L188 189ZM215 188V189H214ZM1 189H2V191L0 192V238L2 237V236H4L7 232H10V233H7L6 235H7V237L8 238H10L12 235H10V237L8 236V234H12V230H14V229H17V228H15L17 225H19V227L18 228H20V226H21V230L23 231V232H21L22 234H24V232H26L27 230H26V228H27V224H30V223H27V222H24V220H26V219H28V215H30L31 216V214L33 213L32 211H33V209H32V211H30L29 213H31V214H29L28 213V211L26 212L25 210H23V207H24V209H26L25 208V206H24V203H22L23 204V207L21 208V206L22 205H19V203L18 202H20L21 201V199H19V198H22V201L24 200L23 199V195L25 196V195H29L28 193H26V192H28V191H25V194H23V195H21L24 191H22L21 189H20V187H19V189H20V191H18V188H17V185L16 186H14V185H12V183L10 182H8V183H4L3 184V186L1 187ZM15 189H17V190H15ZM114 190V191H113ZM150 190H152V189H150ZM165 190V189H164ZM163 190V191H164ZM167 190H165V191H167ZM16 191V192H15ZM22 191V192H21ZM21 192V194H20V196H19V198H18V196L17 195H19V193ZM31 192V191H30ZM29 192V193H30ZM91 192H89L90 194H91ZM103 192V193H104ZM114 192V193H115ZM200 192V193H199ZM253 192V194L255 193L254 191H252ZM18 193V194H17ZM70 193V191L68 192V193H66L67 195ZM78 194L79 193H77L76 195L78 196ZM115 194V195H116ZM132 194V195H131ZM34 195V194H33ZM32 195V196H33ZM73 195H75V193H70L69 194V199H67L68 201H67V203L66 204H70V205H72L73 206V204H71V203H76V195H75V197L73 196ZM81 195V194H80ZM88 195V197H89V194H87ZM93 194H91V196H92ZM100 195H101V193H100ZM100 195H97L98 196V198H100ZM105 195V194H104ZM117 195H116V197H117ZM190 195H188V196H190ZM7 196H8V198H7ZM31 195H29L28 197H30ZM35 196V195H34ZM65 196V195H64ZM84 196H86V195H83V198H84ZM94 196V195H93ZM92 196V197H93ZM96 196V195H95ZM102 196V195H101ZM252 196V195H251ZM28 197H25V200L28 198ZM74 197V198H73ZM92 197H89L88 199H90V198H92ZM103 197V196H102ZM130 197V198H131ZM32 197H30V198H28L29 200H36V198L37 197H34V199H31ZM65 198H67V197H65ZM79 199H80V197H78ZM77 198V199H78ZM82 197H81V200L83 199ZM93 198H95V197H93ZM92 198V199H93ZM97 198V199H98ZM193 198H194V196H193ZM10 199V200H9ZM18 199L20 200V201H18ZM45 199V198H44ZM75 199V201H73ZM78 199V200H79ZM86 199V198H85ZM87 199V200H88ZM117 200H118V197L116 198ZM180 199V200H179ZM248 199V201L247 202H249V198H247ZM6 200H9V201H6ZM28 200V201H29ZM77 200V201H78ZM81 200H79L78 201V203L81 201ZM91 200V199H90ZM132 200H133V198H132ZM168 200H165V203H166V201L168 202ZM201 200H200V202H201ZM21 201V202H22ZM84 200H82L81 202H83ZM6 202L8 203L9 202V204H10V207H8V209L7 208H5V205H7L6 204ZM25 202V201H24ZM44 202H47V201H45L44 200ZM79 203L80 204V206H82V203ZM85 202V201H84ZM86 202H88V201H86ZM84 203V204H90V201L88 202V203ZM94 202V201H93ZM168 202V203H169ZM251 202V201H250ZM5 203V204H4ZM25 203H27V200H26V202ZM74 203V206H77L76 204ZM246 203V202H245ZM244 203V205H248V203H246L245 204ZM262 203V202H261ZM264 203V202H263ZM262 203V204H263ZM46 204H48L47 206H48V208L50 207V205H51V203L49 202V203H46ZM65 204V203H64ZM83 204V205H84ZM126 204V205H127ZM240 204V203H239ZM252 204H254V203H252ZM2 205H4V207L2 206ZM55 205V204H54ZM86 205H84V206H86ZM119 204H117V206H118ZM132 205V204H131ZM168 205V204H167ZM196 205V204H195ZM205 205V207H207ZM71 206V207H72ZM79 206V207H80ZM128 206V205H127ZM214 206V207H215ZM240 206V205H239ZM241 206V207H242ZM257 206V205H256ZM264 206V205H263ZM54 206H51L50 207V212H52L51 211V208H53ZM56 207V206H55ZM54 207V208H55ZM66 207H68V206H66ZM71 207H68V208H71ZM78 207V206H77ZM129 207V206H128ZM153 207V206H152ZM217 207V206H216ZM252 207H253V205H252ZM250 208L251 210H253L252 212L249 210V212H251V213H253L255 210V205H254V207L255 208ZM259 207V206H258ZM4 208H5V211H6V209L8 210L7 212H5V213H7V214H4L3 212H2V210L4 211ZM81 208V207H80ZM86 208H88L89 209V206H86ZM123 208H121V210L123 209ZM130 208V207H129ZM260 208V207H259ZM46 209V208H45ZM44 209V210H45ZM57 209V208H56ZM87 209V210H88ZM125 209H126V206H125ZM125 209H123L122 211H120V214L122 213V212H124V210ZM149 209H151V207H149ZM236 208H234V210H235ZM262 210L264 209V207L263 208H261ZM261 209H258V210H256L257 211V213H259L258 211L259 210H261ZM28 210H30V209H28ZM52 210H54V209H52ZM86 210V209H85ZM91 210V209H90ZM26 212V214H25V212ZM43 211V210H42ZM126 211H127V209H126ZM231 211H233V210H231ZM22 212H24V213H22ZM34 212H36L35 210H34ZM41 214H44L45 215V213L46 212H41V211H39ZM55 212H56V210H55ZM169 212V211H168ZM195 212H196V210H195ZM249 212H248V214H249ZM261 213L263 212V211H260ZM48 213V212H47ZM90 213V212H89ZM34 214V213H33ZM32 214V215H33ZM51 214V213H50ZM53 214H55L54 212H53ZM119 214V215H120ZM123 215H121V216H125V214L124 213H122ZM264 214V213H263ZM36 215H38V212H37V214ZM40 215V214H39ZM47 215V214H46ZM45 215V216H46ZM250 215V214H249ZM248 215V216H249ZM4 216V217H3ZM53 216V215H52ZM229 216V215H228ZM228 216H227V218H228ZM229 216V217H230ZM259 216H261V215H259ZM259 216H257V218L256 219H259L258 221H260V217ZM262 216H264V215H262ZM47 217V216H46ZM50 217V216H49ZM49 217H47L48 219H49ZM117 217V216H116ZM115 217V218H116ZM123 217H119V222H121L120 221V218H122L123 219ZM197 217H198V215H197ZM259 217V218H258ZM26 218V219H25ZM30 219H31V217H29ZM118 218V217H117ZM126 218V217H125ZM263 217H261V219H262ZM33 219V218H32ZM31 219V220H32ZM121 219V220H122ZM246 219H247V221H246ZM255 219V220H256ZM264 219V218H263ZM29 220V219H28ZM30 220V221H31ZM110 220L111 219H109V220H106V221H109L110 222ZM124 220L125 219H123V222H124ZM164 220V219H163ZM29 221V222H30ZM106 221L103 223L104 225H105V223H106ZM112 221L115 223V220H111V222L110 223H112ZM195 221V220H194ZM264 221V220H263ZM109 222H107L106 224L107 225H105L104 226V228H102L103 229V231L102 232H106V236L108 235V234H111V230H115V229H113V225H114V223H112V224H109ZM249 222V221H248ZM26 225H25V224ZM161 223V224H162ZM224 223V222H223ZM222 223V224H223ZM264 223V222H263ZM124 224V223H123ZM136 224V226L138 225L137 223H135ZM135 224H134V226H135ZM167 224V225H166ZM215 224H217V223H215ZM221 224V223H220ZM219 223L217 224V225H220ZM230 224H231V221H230ZM244 224V225H243ZM16 225V226H15ZM47 225V224H46ZM48 225H49V223H48ZM227 225V224H226ZM14 226V228H12ZM24 226H25V228H24ZM30 226V228H32L31 227V225H29ZM244 226V227H245ZM45 225H44V228H42V230H38L39 228H35L36 230H37V232H32V231H34V230H30V228H27V229H29V231H27V233H25V235H27V236H25L26 237V242L24 241V239L25 238H21V237H19V238H21L20 240H23L24 241V243H23V241H21L23 244L21 245L20 244V246H21V248H19V249H21V252H22V254L23 255H21V256H23V258H25L24 260L25 261H27V263L29 262V264L30 263H34V259L35 258H38V255L39 256H41V255H43L42 253H46L45 255H43V256H41V257H39V258H41L42 259V263L41 264H43V262H44V264L47 262V261H49V260H53V259H51V258H54V253H56V250H55V252L53 253V254H51L50 252H52L53 251V249L55 248V249H57V247H58V244L57 243H59V242H57L58 240H56L57 238H53L51 235L53 234V232H52V234H51V231H53V228H52V230H48L47 228L45 229ZM50 227V226H49ZM101 227H102V225H101ZM115 227V226H114ZM125 227H127V226H125ZM146 227V226H145ZM217 227V226H216ZM218 227H220L221 228V226H218ZM223 227V226H222ZM233 227H234V229H233ZM23 228V229H22ZM122 228H124V227H122ZM130 228H132V227H130ZM135 228H137V227H135ZM158 228H156V229H158ZM219 228V229H220ZM227 228V227H226ZM41 229V228H40ZM43 229H45V230H47V231H44ZM138 229V228H137ZM198 229V228H197ZM35 230V231H36ZM85 230H87V229H85ZM85 230H83L81 233H83V232H85ZM99 230L101 231V229L99 228ZM119 229H117V231H118ZM122 231H124L123 229H121ZM133 230V229H132ZM194 230V231H193ZM199 230H200V228H199ZM211 230H213V231H211ZM244 230H246V228H243V231ZM15 231V230H14ZM99 231V232H100ZM110 231V232H109ZM121 231V232H122ZM128 231V230H127ZM130 231V234L132 233V232H134V231H132L131 232V229L129 230ZM142 231V230H141ZM140 230H137V232H136V230H135V234L134 233H132L131 235H129V232L127 233L129 236H125L124 235V239L126 240L127 239V241L128 240H130L129 242H131V240H135V241H137L136 243H138V240L139 239H141L142 237V234H144V232H141ZM16 232V234L15 235H17V233L19 232V229H18V231L16 230L15 231ZM92 232H93V230H92ZM98 232V233H99ZM113 232V231H112ZM120 232V231H119ZM141 232V233H140ZM165 232V233H164ZM88 232L86 231V234H87ZM95 233V232H94ZM108 233V234H107ZM137 233H140L141 234V236H140V234H137ZM19 234V233H18ZM124 233H122L121 235H123ZM233 235V237L235 238V239H232L231 240V237H232V235ZM55 235V234H54ZM81 235V234H80ZM89 235V234H88ZM93 235H95V237L96 236H98L99 237V235H102V234H93ZM119 235H120V233H119ZM120 235V237L122 238V236ZM231 235V236H230ZM19 236V235H18ZM18 236H16V237H18ZM103 236V235H102ZM105 236V235H104ZM104 237V238H107V237ZM130 236H131V239H130ZM220 236H221V239H220ZM5 237V236H4ZM81 237H83V234L81 235ZM89 237V236H88ZM94 237V238H95ZM97 237V238H98ZM101 237V236H100ZM126 237V238H125ZM128 237H129V239H128ZM145 237V236H144ZM219 237V238H218ZM12 238V237H11ZM97 238H96V240H97ZM102 238V237H101ZM171 238V239H170ZM174 238H175V240H174ZM176 238H178V239H176ZM191 238V239H190ZM207 238L209 239V240H207ZM216 238H218V239H216ZM227 238V239H226ZM3 239V238H2ZM80 239H82L81 241H82V243L84 242L83 241V238H80ZM85 240L87 239V238H84ZM103 239V238H102ZM144 239V238H143ZM168 239H170V240H168ZM173 239V240H172ZM189 239H190V241H189ZM211 239V240H210ZM241 239V240H240ZM244 239V238H243ZM55 240H56V242H55ZM94 240V239H93ZM101 240V239H100ZM99 240V241H100ZM104 240V239H103ZM167 240V241H166ZM172 240V241H171ZM204 240H206V242H204ZM87 241V240H86ZM85 241V242H86ZM140 241V240H139ZM144 241V240H143ZM193 241V242H192ZM209 241V243H207ZM232 241V242H233ZM21 242H19V243H21ZM94 242H95V240H94ZM101 242V241H100ZM129 242H126V243H129ZM133 242V241H132ZM141 242H142V240H141ZM185 242V243H186ZM189 242V243H188ZM242 242V243H241ZM222 243H223V241H222ZM225 243V242H224ZM223 243V244H224ZM236 243V246L238 245ZM245 243V242H244ZM199 244V245H198ZM211 244V245H210ZM193 245V244H192ZM191 244H190V246H192ZM195 245V244H194ZM193 245V246H194ZM235 245V244H234ZM244 245V244H243ZM246 246H247V244H245ZM245 245H244V247H245ZM36 246H38V247H36ZM208 246V247H209ZM41 247L43 248V250H41ZM195 247V246H194ZM201 247L199 248V249H201ZM209 247V248H210ZM238 247H236V249H237V251H236V249H235V252H237V253H240V255L239 256H237L236 257V255H238L237 253L235 254V257L232 259V260H234V261H232V263L233 264H237V263H239V260H240V262L248 255H246V253L248 252L247 251V247H245V249H243V247H242V251H241V248H238ZM249 247V246H248ZM125 247H123L122 248V250L121 251H123V249H124ZM203 248V249H204ZM220 248H222V246L220 247ZM39 249H40V251H42V252H38L39 251ZM52 249V250H51ZM178 249H180V248H178ZM177 249V250H178ZM211 249H209L208 251H209V253H213L212 252V250ZM250 249V248H249ZM248 249V250H249ZM125 250V249H124ZM142 250V251H141ZM219 250H221V249H219ZM238 250L239 251H241V252H238ZM245 250V251H244ZM7 251V250H6ZM5 251V252H6ZM9 251V250H8ZM7 251V252H8ZM43 251H45V252H43ZM120 251V256H121V252ZM137 251V250H136ZM181 251H183V250H181ZM180 251V252H181ZM218 251V250H217ZM216 251V252H217ZM234 251V250H233ZM244 251V252H243ZM6 252V253H7ZM10 252H13V250L12 251H10ZM10 252H8L7 254H9ZM173 252V251H172ZM179 252V254L177 255V258H178V256L181 254ZM207 252V251H206ZM216 252H214L213 253V256H214V254L216 253ZM39 253H41V255L39 254ZM100 253V252H99ZM176 253H178V251H176ZM12 254V253H11ZM10 254V255H11ZM21 254V253H20ZM102 254H103V252H102ZM117 254V253H116ZM134 254V255H135ZM171 254L172 253H170L169 255L171 256ZM172 255H176L175 254V252L172 254ZM244 255H246V256H244ZM6 256V255H5ZM97 256H99V255H97ZM105 256V255H104ZM212 256V255H211ZM9 257V256H8ZM55 257H56V255H55ZM100 257H101V255H100ZM106 257H107V254H106ZM113 257V256H112ZM115 257V256H114ZM114 257H113V259H114ZM135 257V256H134ZM244 257V258H243ZM57 258V257H56ZM105 258V257H104ZM110 258V257H109ZM175 257L173 256V259H174ZM264 258V257H263ZM117 259V258H116ZM170 259H171V257H170ZM242 259V260H241ZM261 259V258H260ZM259 259V260H260ZM97 260V259H96ZM100 260H102V258H100ZM131 260V261H132ZM258 260V261H259ZM261 260H264V259H261ZM261 260L259 261V263L258 264H260L261 263ZM37 261L38 260H36V262L34 263V264H37ZM113 261H115L116 263H117V260H113ZM118 261H119V259H118ZM238 261V262H237ZM39 263L38 264H40V261H38ZM101 261H99L98 263H100ZM120 262V261H119ZM124 262V261H123ZM127 262V261H126ZM128 262H130V260H128ZM147 262V261H146ZM235 262V263H234ZM264 262V261H263ZM262 262V263H263ZM131 263H133V262H130V264ZM135 263V262H134ZM231 263V264H232ZM95 264V263H94ZM118 264V263H117ZM121 264H122V261H121ZM125 264V263H124ZM264 264V263H263Z\"/></svg>","mask_w":264,"mask_h":264}]
</instances>
